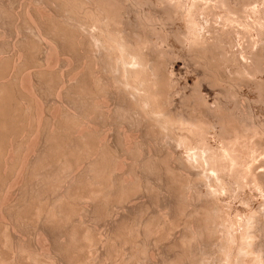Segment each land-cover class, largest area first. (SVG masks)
<instances>
[{
	"label": "bare ground",
	"instance_id": "1",
	"mask_svg": "<svg viewBox=\"0 0 264 264\" xmlns=\"http://www.w3.org/2000/svg\"><path fill=\"white\" fill-rule=\"evenodd\" d=\"M24 0H22V2H23ZM29 2V4H26V5H24L25 4V2ZM31 0H25V2H24V4H20V3H22V2H20L19 1V4H18V8H19V6H20V9H18L19 10V12H16L17 14L18 13H21L20 15L18 14H16L17 16H21V15H25L27 18H28V21H27V23H28V26H27V32H25V34L27 33L28 35H25L22 31V33H20L19 31H17V33L15 32V34H16V36H15V40H14V42H12L13 43V45H12V49H11V53L9 54V55H5L4 54V52L2 51V49L0 48V74H1V71L3 72L4 70H7L8 68L10 69V68H12V73H11V71H9L10 72V74H12L13 75V79L11 78V79H9V78H5L7 75L5 74V77L3 76L4 75V73L5 72H7V71H4L3 72V74H2V79H3V82H1L0 83V141L1 142H3V143H5L4 145H6V146H9L11 143H13V144H15L16 143V141H20L21 139V141L20 142H22L23 141V138H25L26 140H27V138H28V140L30 141H26L25 139V142L23 141V143H26L27 144V147L26 146H24V149L26 148V152H25V150H24V153H23V155H22V152L20 151V153L18 152L19 151V149L21 148H19L18 149V151H17V149H14V150H16V155L19 153V155H22L23 156V158L24 159H21V157L22 156H20V159H21V161L23 160V162L21 163V165H18V164H20V160L19 161H17V160H14L16 157H19L18 155L17 156H13V155H15V153L13 154L12 153V156H13V158L10 156V154H11V152H14V151H10V153L8 152L9 151V149L11 150V148H14L13 147V144H12V146L10 147H5L4 145H2V144H0V149L2 150V152H0V155L2 154L3 156H0V165H2L1 166V168L3 167L4 169H6V170H3V168H2V171H7L8 169V172H10V174L11 175H9V173L7 174V175H9V177L12 179V175L14 174V175H16V177H17V179H18V181L20 180V179H22L23 177H19V175L20 176H23V174L25 173V172H33L34 173V170L37 172L38 170H36V169H38V167L39 168H41L42 166V163L41 162H43V165H44V167L43 168H46L48 165H50L51 163H49V164H47L48 163V161H47V154L49 153V151L50 152H53L54 153V157L56 156V155H58V153L56 152L57 150H58V148L56 147L57 146V142L56 143H54L55 141H53V143L54 144H56V150L54 151L53 149L55 148H52V149H49V148H51L54 144H52V146L51 147H49L48 149H49V151L47 152V150H45L46 152H47V154H46V157H45V159H46V161H43V159H42V161L41 162H37L38 163V165L39 164H41L40 166H37V163H35L34 164V162H35V160H34V162L32 161L31 162V164H32V166L30 167V168H26L28 165L30 166V164H27L26 162L28 161V159H29V157H30V159H31V157H32V153L35 151V153L34 154H36V152L38 151V149L37 150H35L34 148H37L36 146H35V144H36V142H37V140H39V141H41L39 138V133L38 132H40L39 131V129L41 130V128H37L38 130V132H36V134L35 133H33L32 131L33 130H35V128L33 127V126H35L36 124H37V126H39V123H40V120H41V118H42V116L41 115H43L42 114V112L38 109V111H40V113H41V115H40V113L37 115V112H35V111H33V114L35 115V117H31L30 115V118H32L31 120H32V122H33V120H35L36 119V117H37V119H36V124L34 123L32 126H31V130H30V135L28 134V132H27V138L26 137H24V135H22L23 133H19V131H21L22 130V132H24L26 129H27V125L28 124H32V122H27V121H25V119H26V115L24 116V120H23V117H20V116H22V115H19V114H17L19 117H20V119H21V121H24L25 123V125L21 122V121H19L17 118L15 119V116L16 117H18L15 113H17L18 111H20V110H18V111H16V108H14L13 107V110L11 111L12 112V114H15V115H12L11 114V112H10V114H6V113H9V111H10V108H11V104L10 103H14V101H12V100H9V102H7L8 101V97H9V95L10 94H12V95H10V97H12L14 94H16L17 93V91H16V93H14L13 91H15V90H12V89H14V88H16V89H20V90H18V94L20 93V94H25L26 96L28 95L29 97L30 96H32V95H30V91L28 90V85H26V84H24V82L21 80V78H22V75H21V71H26V69H27V72L31 69V72L33 73H31L30 71V74L28 73V75L30 76L31 74H32V76H30V77H33V75L36 77L37 75L39 76H41L42 77V79H44L45 77V73L47 74V72H48V70L49 69H52V68H54V67H56L57 68V66L59 67L60 66V68L62 67V68H68V69H70L71 70V68H70V66L71 65H73V64H76V65H78V67H79V65L81 66V65H83V66H87L86 68H88V67H93V68H95L98 72L97 73H99V71L100 72H102V69H107V70H109V72L110 73H112L113 75L112 76H110L109 75V77H106L107 75V73L105 72V70L103 71V72H105L106 74V76L104 75V78H103V75L102 76H100V77H102V78H97L96 79V77H95V79L97 80V82L99 81V82H101L102 81V83L105 85V87L107 88V89H110V90H112L113 91V95H116V96H118L119 95V97H120V95H122V97L124 98V99H126V100H128L130 103H131V106H128V107H134V111L135 110H137L138 111V113H141L143 116H144V118H147V120L149 119V121L152 123V125L153 126H155L156 128H158L159 130H160V132L162 133V132H164V134H165V132H166V134H167V132H174V131H176V130H181L183 133L182 134H180L179 136H177V135H175V136H172V137H170V138H172L174 141H175V143H176V145L178 144L179 146L180 145H182V146H184L185 147V149H186V152H187V154H184V155H186V156H180V157H176V162H178V163H180V167H182L181 169H180V171L179 170H177V169H174V168H168L167 170H169V173L171 174V176L170 177H173V176H179L178 178L176 177H174L175 178V180L176 181H178L179 180V178H180V176H183V179L185 178V181L186 180H188V181H186V188H187V190L186 191H188V190H190V189H192L191 191H193V187L191 188V185L189 184V182L191 183L192 181H191V179L193 178V182H194V180L197 182V181H200L201 183H204V185L206 186V188H207V193L205 194V196H209L210 198H212L214 201L212 202L211 200L212 199H210V201L211 202H200L199 203V205H197V207L196 206H193L192 205V210L188 213L189 215L187 216V214H186V217L185 218H183V219H185L183 222H184V230H185V233L184 234H182V236L180 237L181 239H182V243L183 244H185V243H187V244H194V245H197V246H199V244H200V242L202 241V240H205L204 238H208V240H212L213 241V243L215 242V246L217 247L218 246V250H219V252H218V254H219V258L216 256V255H213V257L214 256H216V258H218V259H220V260H218V262L220 263V261H221V264H263L264 263V250H263V242L261 241V238L260 237H262V236H260V233H264V230H263V223H259V222H262V221H260L261 219H259V218H262L261 216H262V213H261V211H260V214H258V211L256 212L255 210L254 211H252L246 218L245 217H243L244 219H246L245 221H241V220H243L242 218H238V219H236V216H238V215H236L235 217H233V215L232 216H230V212L228 213V210H226L227 208H224L221 204H219L220 202H218L217 200L219 199L218 198V196L220 197V195H221V197H222V194H224V195H231V197H232V194L233 193H236L237 192V190H241L242 188H244V187H246V186H248L249 187V185H250V187L252 186L253 188L255 187V189H258V190H260L261 192H264L263 190H264V173H260V171L259 170H261V169H259V167H261V166H259V164L260 163H258L257 165L258 166H256V161H258V159H260L261 157V155L263 156L261 159L263 160V158H264V148L263 147H261V145L263 144V142L262 141H259L258 139H256L257 137H260V135L262 136L261 137V139L262 138H264V131H260L259 132V130H258V128H256V126H254L253 125V128H252V130L249 128V124L248 125H246V124H244V123H242V125H241V129H240V127L238 128V129H240L241 130V132L239 133L238 131V129H236L235 131L238 133V135H236L237 133H235V131H234V133H233V126H234V123H232V133H233V138L231 137V139L228 137V141L226 142V140L223 138H221V135H222V132H224V131H226L227 129H224V128H226L227 127V125L229 126V124H228V121H227V118H225L222 114H221V112H220V115L218 114V116L215 118V119H217V120H215L216 121V125H215V123L214 124H211L212 122H209V120L208 119H206L207 117V115L205 116V115H201V116H199L198 118H191V116L190 117H188L187 119L186 118H184V116L182 117V116H179V115H177L176 114V112L174 111H172V109H170L169 107V104H170V101H171V98L170 97H172L171 96V87L167 84V82L164 80V75H161L160 74V72H159V64H160V59H159V57L160 56H155L154 55V57L152 56V58L150 57V52L149 51H154V50H156L155 49V47H156V45H157V43L155 42L154 43V41L152 42V40L149 38V37H147L145 34H144V32L143 31H141V29H144L145 27H146V25L148 24V27L150 28V32H151V34H152V36L153 35H160L161 34V31H160V28L159 27H161L160 25L162 24L161 23V21H160V25H159V23H158V20H157V18H154V17H152V16H149L148 18H144V14H143V10L142 9H136V11H135V17H134V19H136V24L134 25V27H131L130 28V25L132 24V22H130L128 19H127V17H126V12L128 11L127 9H128V7L130 6V2H136V5L137 6H140L141 7V5H143V3H151L152 1H150V0H87V2H86V10H84L86 13H87V15L89 14V15H91V18L89 19V18H81V19H77V20H74V22H72V20L74 19L73 17V19L72 18H68L69 16H67V18H68V21H67V23L66 24H64L63 25V23L64 22H66V21H63V23H62V21H61V25H54V17H56V19H58L57 18V15L59 14H57V13H55L56 11H51V9L50 10H48V12H49V15H48V18L50 19V18H53V19H51V20H53V22H52V25H50L51 24V21H50V24H49V26H51L50 27V29L52 28V32H49V33H45V32H43L42 30H44V29H41L40 27H39V25H40V23L38 22H36V20L35 19H37L36 17H35V19H33L31 16H36L35 15V13L33 12V9H31V7H30V3L31 2H33V1H31ZM55 1V0H54ZM54 1H52V2H54ZM70 1V0H69ZM75 1V0H74ZM73 1V2H74ZM154 1V0H153ZM156 1V0H155ZM164 1V0H163ZM246 1V0H245ZM26 2V3H27ZM83 3H84V0L82 1ZM166 2H167V9H169L171 12H173V11H175L176 13H178L179 12V14H180V17L184 20V22H185V29L183 30V31H181V33L179 32V28L177 29L178 30V34H181L180 36V39L182 40V41H184V43H186L187 41H188V44H189V46H190V44L191 45H196V46H198L200 49H199V52L201 51L202 52V54H204V55H208V53H209V55H210V53L211 54H213L214 56H211L212 57V61H214L213 60V57L217 60L218 58L219 59H221L220 58V56H224V57H226L227 58V61H230V62H232L235 66H236V68H234V69H236L235 71L237 72V73H235V75L236 74H238L239 72H240V74L241 73H243V75H246V76H248V77H251V76H256V75H254V74H257V72H259V70H261L260 69V67H261V64H262V56H264L263 54V51H264V0H252V1H250V2H247V3H243V5L241 4V9H240V7L238 8L239 9V12L241 13V15H238L237 16V14H238V11H237V8H236V2H234V1H232V2H228V0H166ZM165 2V3H166ZM153 4H155L154 2H152ZM159 3V2H158ZM163 3V2H162ZM52 4V3H51ZM67 4H69V3H67V1L66 2H63V1H59L58 2V0H57V3H56V5H58L59 7L58 8H60L61 9V12H62V10H64V9H62L64 6H66ZM71 4V3H70ZM74 4H76V2L74 3ZM73 3H72V5H74ZM80 4L82 5V3H81V1H80ZM133 4V3H132ZM24 5V6H23ZM49 5V4H48ZM56 5L54 4V7H56ZM78 5H79V1H78ZM164 5V4H163ZM162 4H161V6H163ZM37 6V5H36ZM35 6V7H36ZM83 6V5H82ZM84 6H85V4H84ZM147 6V5H146ZM213 6V8H218V7H220V10L222 11V9H224L225 10V12L223 13L224 15H220L218 12H217V14H215L214 16H212L213 17V19H211L210 17H209V15H208V11H210L209 10V8H211ZM239 6H240V4H239ZM33 7V6H32ZM49 7V6H48ZM76 7V6H75ZM134 7H135V5H134ZM139 7V8H140ZM5 8V7H4ZM69 8H71V7H69ZM80 8V7H79ZM130 8H131V10H132V7L130 6ZM155 8H156V6H155ZM159 8V7H158ZM222 8V9H221ZM15 9V8H14ZM32 11H31V10ZM36 10H37V8H35ZM41 9V8H40ZM44 9V8H43ZM53 10H54V8H52ZM56 9H57V7H56ZM59 9V10H60ZM17 9L15 10V11H18ZM45 10V9H44ZM43 10V11H44ZM70 10V9H69ZM76 10H77V8H76ZM130 10V11H131ZM133 10H135V9H133ZM132 10V11H133ZM148 10V9H147ZM150 10V9H149ZM152 10V9H151ZM214 10V9H213ZM216 10V9H215ZM215 10H214V12H215ZM220 10H218V11H220ZM2 11H3V9H2ZM11 11H13V10H11ZM14 11V12H15ZM35 11V10H34ZM51 11V12H50ZM83 11V10H82ZM132 11H131V13H132ZM10 12V11H9ZM8 12V13H9ZM64 12V11H63ZM66 12V11H65ZM129 12V11H128ZM127 12V13H128ZM159 12V11H158ZM12 13V12H11ZM10 13V14H11ZM42 13V12H41ZM40 13V14H41ZM160 13V12H159ZM174 13V12H173ZM176 13H174V14H176ZM210 13H212V12H210ZM239 13V14H240ZM4 14V13H3ZM37 14V13H36ZM44 14V13H43ZM48 14V13H47ZM57 14V15H56ZM130 14V13H129ZM133 14V13H132ZM131 14V15H132ZM163 14H164V12H163ZM172 14V13H171ZM178 14V15H179ZM60 15V14H59ZM67 15V14H66ZM72 15V14H71ZM128 15V14H127ZM130 15V16H131ZM151 15H152V13H151ZM165 15V14H164ZM173 15V14H172ZM7 16V15H6ZM16 16V17H17ZM45 16V15H44ZM74 16V15H73ZM77 16V15H76ZM85 16V15H84ZM147 16V15H146ZM170 16V15H169ZM176 16V15H175ZM8 17V16H7ZM10 17V16H9ZM13 17V16H12ZM22 17V16H21ZM2 18V17H1ZM14 18V17H13ZM25 18V17H24ZM77 18H78V16H77ZM129 18V17H128ZM131 18V17H130ZM142 18V19H141ZM159 19H160V17H158ZM179 18V17H178ZM18 19H19V17H18ZM18 19L16 20V21H18ZM39 19V18H38ZM40 19H42V18H40ZM47 19V18H46ZM76 19V18H75ZM9 20V19H8ZM11 20V19H10ZM48 20V19H47ZM71 20V21H70ZM175 19L173 18V21H174ZM183 20H182V22H183ZM2 21V20H1ZM38 21V20H37ZM41 21V20H40ZM46 20H44V22H45ZM134 21V20H133ZM180 21V20H179ZM212 21H214V23L212 22ZM15 22V21H14ZM43 22V21H42ZM58 22V21H57ZM57 22H55V24L57 23ZM60 22V21H59ZM183 22V23H184ZM6 23V22H5ZM12 23V22H11ZM10 23V24H11ZM22 23H26V22H22ZM46 23H47V21H46ZM45 23V24H46ZM133 23H135V22H133ZM168 22H166V24L165 25H168L167 24ZM173 23H175L176 24V22H173ZM14 24V23H13ZM19 24V23H18ZM18 24H17V26H18ZM38 24V25H37ZM45 24H44V26H45ZM58 24V23H57ZM60 24V23H59ZM174 24V25H175ZM1 25V24H0ZM26 25V24H25ZM169 25H170V23H169ZM14 26V25H13ZM24 26V25H23ZM47 26V25H46ZM172 26V25H171ZM5 27V26H4ZM16 27V26H15ZM42 27H43V25H42ZM175 27H176V25H175ZM12 29H13V27H11ZM23 28V27H22ZM162 28V27H161ZM171 28H173V27H171ZM3 29V28H2ZM16 29H17V27H16ZM46 29V28H45ZM165 30H166V28H164ZM163 28H162V30H164ZM169 29H170V27H169ZM169 29H167V30H169ZM176 29H174V31L176 30ZM15 30V29H14ZM44 31H46V30H44ZM173 31V30H172ZM167 32V31H166ZM162 33H164V32H162ZM176 33V32H175ZM174 32H173V34H175ZM1 34V33H0ZM2 34H3V32H2ZM2 34L0 35V36H2ZM172 34V33H171ZM172 34V35H173ZM254 35H256L255 37L256 38H253V36ZM161 36V35H160ZM166 36V35H165ZM168 36V35H167ZM171 36V35H170ZM174 36V35H173ZM171 37L172 39L174 38V37ZM176 36V35H175ZM178 36V35H177ZM176 36V37H177ZM239 36H241V37H243V38H247V40H245V48L243 47V45H242V47L240 48V47H238V48H240V50L238 49H236L235 50V47L236 46H238V44H237V41H238V37ZM3 37L4 36H2V37H0V40H1V38L3 39ZM169 37V36H168ZM240 37V38H241ZM155 38V37H154ZM179 38V37H178ZM178 38H177V40H178ZM11 39V38H10ZM174 39H176V38H174ZM169 40V39H168ZM171 40V39H170ZM180 40V41H181ZM11 41V40H10ZM162 41V40H161ZM161 41H159V42H161ZM173 41V40H172ZM179 40L177 41L178 43L180 42ZM37 42V43H36ZM171 42V41H170ZM242 42H243V40H242ZM4 43V42H3ZM38 44L37 46H36V44ZM167 43V42H166ZM172 43V42H171ZM175 43H176V41H175ZM6 44V43H5ZM10 44H11V42H10ZM156 44V45H155ZM162 44H164V43H162ZM181 44H182V42H181ZM237 44V45H236ZM8 45V44H7ZM7 45H6V47H7ZM184 45V44H183ZM10 46V45H9ZM35 46V47H34ZM38 46H40V50H38ZM68 46V47H67ZM164 46H165V44H164ZM189 46H187L186 47V49H189L188 47ZM5 47V48H6ZM71 48V51L72 50H74V52L76 51V52H78L80 55H79V57H76V59H75V57H74V59H72V57L71 58H69L68 57V55H67V57L65 58V56L64 57H61L60 58V56H58L59 54H57L58 52L60 53V51L61 52H63L62 50H64L65 51V48H66V50H67V48L69 49V50H67V51H69L71 54H72V52L70 51V48ZM161 47H163V46H161ZM167 47H168V44H167ZM171 47L172 48H174V46H172L171 45ZM179 47H181V46H179ZM183 47V46H182ZM193 47V46H192ZM220 47V48H219ZM8 48V47H7ZM6 48V49H7ZM156 48H158V46L156 47ZM165 48V47H164ZM195 48H197V47H195ZM194 48V49H195ZM245 50H244V49ZM35 49H37L38 50V52H37V54L36 55H34L33 53H36V52H34V51H36ZM169 49H170V47H169ZM168 49V50H169ZM198 49V48H197ZM9 50V49H8ZM252 50V51H251ZM33 51V53H31ZM157 51V50H156ZM6 52V51H5ZM66 52V51H65ZM75 52V53H76ZM193 52V51H192ZM8 53H9V51H8ZM64 53V52H63ZM77 53V54H78ZM159 53V52H158ZM174 53V52H173ZM188 53H190V52H188ZM33 54V55H32ZM171 54V53H170ZM200 54V53H199ZM62 55H64V54H62ZM61 55V56H62ZM66 55V54H65ZM172 55V54H171ZM175 55V54H174ZM177 55V54H176ZM208 55V56H209ZM71 56H73V55H71ZM194 56V55H193ZM192 56V57H193ZM207 56V57H208ZM216 56L218 57V58H216ZM246 56H248V59H250V62H244V59H245V57ZM184 57H186V56H184ZM188 57V56H187ZM201 57V56H200ZM203 57V56H202ZM223 57V58H224ZM173 58V57H172ZM175 58V57H174ZM199 58V57H198ZM205 58H206V56H205ZM210 58V57H209ZM225 58V59H226ZM186 59V58H185ZM211 59V58H210ZM247 59V58H246ZM245 59V61H247ZM263 59H264V57H263ZM181 60V59H180ZM183 60H184V58H183ZM215 60V61H216ZM191 61V60H190ZM202 61H203V59H202ZM213 62V63H216V62ZM220 61V60H219ZM221 61H222V59H221ZM208 62V61H207ZM204 63V62H203ZM210 63V62H209ZM217 63H219V62H217ZM223 63V62H222ZM196 64V63H195ZM199 64V63H198ZM205 64V63H204ZM207 64V63H206ZM205 64V65H206ZM229 64V63H228ZM208 65V64H207ZM220 65H222V64H220ZM224 65H227V63L225 62V64ZM262 65H264V64H262ZM83 66H81L80 68H83ZM194 66V65H193ZM197 66V65H196ZM223 67V66H222ZM226 67V66H225ZM224 67V68H225ZM6 68V69H5ZM21 68V69H20ZM26 68V69H25ZM55 68V69H56ZM77 68V67H76ZM85 68V67H84ZM83 68V69H84ZM85 68V69H86ZM195 68V67H194ZM197 68V67H196ZM264 68V67H263ZM262 68V69H263ZM4 69V70H3ZM16 69H19L20 70V73H14L13 74V72L14 71H16ZM24 69V70H23ZM59 69V68H58ZM72 69H73V67H72ZM79 69V68H78ZM83 69H82V72H83ZM90 69V68H89ZM92 69V68H91ZM94 69V70H95ZM228 69V68H227ZM231 69V68H230ZM44 70H45V72H44ZM46 70H47V72H46ZM63 70V69H62ZM70 70H69V72H70ZM81 69H79V71H80ZM93 70V69H92ZM92 70H90L91 72H92ZM93 70V71H94ZM106 70V71H107ZM213 70V69H212ZM222 70V69H221ZM24 71V72H25ZM53 71V70H52ZM55 71V70H54ZM57 71V70H56ZM64 71V70H63ZM73 71H75V70H73ZM87 71V70H86ZM90 71H89V73H90ZM203 71V70H202ZM230 71H232V70H230ZM18 72V71H17ZM26 72V73H27ZM59 72V71H58ZM58 72H56V73H58ZM66 72V71H65ZM64 72V73H65ZM68 72V73H69ZM78 71H76V73H77ZM171 72V71H170ZM234 72V71H233ZM233 72H232V74H233ZM23 73V72H22ZM26 73H24V74H26ZM52 73V72H51ZM54 73V72H53ZM86 73H88V72H86ZM93 73H96V71L95 72H93ZM205 73V72H204ZM212 73V72H211ZM210 73V74H211ZM220 73V72H219ZM228 73V72H227ZM10 74L8 75V76H10ZM16 74H17V77L16 78H19L20 76L19 75H21V78H20V82H16V81H18L16 78H15V76H16ZM23 74V75H24ZM50 74V73H49ZM61 74V73H60ZM59 74V75H60ZM62 74H63V72H62ZM75 73L73 72V76H75L74 75ZM83 74V73H82ZM100 74V73H99ZM102 74V73H101ZM191 74V73H190ZM216 74V73H215ZM228 74H230V73H228ZM239 74V75H240ZM11 75V76H12ZM42 75H44V76H42ZM80 75V74H79ZM86 75V74H85ZM88 75V74H87ZM94 75H96V74H94ZM7 76V77H8ZM19 76V77H18ZM39 76V77H40ZM49 76V75H48ZM64 76V75H63ZM66 76V75H65ZM76 76H77V74H76ZM75 76V77H76ZM81 76H83V75H81ZM97 77H98V74L96 75ZM233 76V75H232ZM232 76H230V77H232ZM238 76V75H237ZM236 76V77H237ZM1 77V76H0ZM34 77V78H35ZM62 77V75L60 76V78ZM68 77V76H67ZM72 77V76H71ZM85 77V76H84ZM90 77V76H89ZM88 77V78H89ZM91 77H92V73H91ZM174 77V76H173ZM207 77V76H206ZM211 77V76H210ZM214 77V76H213ZM221 77V76H220ZM235 77V76H234ZM243 77V76H242ZM15 78V79H14ZM28 78V77H27ZM52 78H53V76H52ZM63 78V77H62ZM68 78H70V75H69V77ZM76 78H78V77H76ZM87 78V79H88ZM93 78H94V76H93ZM202 78V77H201ZM217 78V77H216ZM4 79H6V81H8V83L7 82H5V80ZM30 79V78H29ZM28 79V80H29ZM32 79V78H31ZM31 79H30V82H27V84H29V83H32L31 82ZM41 79V78H40ZM46 79H48V80H46ZM64 79V78H63ZM92 79V78H91ZM199 79V78H198ZM203 79V78H202ZM212 79V78H211ZM224 79V78H223ZM244 79H246V78H244ZM252 79H253V77H252ZM9 80H11V81H9ZM14 80H16V81H14ZM25 80V79H24ZM27 80V81H28ZM34 80V79H33ZM45 80L46 81H49V78L47 77V78H45ZM52 80V79H51ZM59 80V79H58ZM62 79H60L59 81H61ZM64 80H66V79H64ZM78 81V79H75V81ZM79 80H80V78H79ZM104 80V81H103ZM225 80H227V79H225ZM234 80V79H233ZM232 80V81H233ZM255 80V79H254ZM0 81H1V79H0ZM54 81V80H53ZM53 81H51V83L53 82ZM68 80H66V82H67ZM81 81H82V83H80L81 84V86H82V88H81V90H80V92H78V93H81L80 94V97H82L81 99L84 101V104L87 106L90 102H94L95 101V99H99V98H97V95L100 93V90L101 89H99V93H98V88H96V87H94L93 86V84L92 83H90V82H88L87 80H82L81 79ZM94 81V79L92 80V82ZM199 81V80H198ZM231 81V82H232ZM41 82V81H40ZM43 82V81H42ZM45 82V81H44ZM64 82V81H63ZM70 82V81H69ZM71 82L73 83L74 81H72L71 80ZM97 82H93L94 84H96ZM98 82V83H99ZM169 82V81H168ZM209 82V81H208ZM211 82V81H210ZM226 82V81H225ZM10 83V84H9ZM16 83V84H15ZM20 83V87L18 88V87H14V85L16 86H18V84ZM35 83V82H34ZM33 83V84H34ZM38 83V82H37ZM61 83V82H60ZM72 83H71V85H72ZM77 83V82H76ZM96 84V85H98V86H100L99 84H101V83H99V84ZM173 83H175V82H173ZM202 83V82H201ZM234 83V82H233ZM232 83V84H233ZM14 84V85H13ZM46 84H48V82H46ZM53 84V83H52ZM55 84V83H54ZM59 84V83H58ZM62 84H65V83H62ZM92 84V85H91ZM196 84V83H195ZM200 84V83H199ZM228 84H229V82H228ZM11 85V86H13L12 88H10L9 90H10V92L11 93H9V91L7 90V88L9 87V86ZM37 85V84H36ZM49 85H51L50 84V82H49ZM70 85V84H69ZM68 85V86H69ZM95 85V86H96ZM104 85H102V86H100V87H102V90H104L103 89V87H104ZM198 85V84H197ZM214 85V84H213ZM8 86V87H7ZM10 86V87H11ZM27 86V87H26ZM32 86V85H31ZM38 86V85H37ZM40 87H41V85H39ZM52 86V85H51ZM60 86V85H59ZM78 86V85H77ZM93 86V87H92ZM183 86H185V85H183ZM196 86V85H195ZM202 86V85H201ZM218 86V85H217ZM43 87V86H42ZM41 87V88H42ZM49 87V86H48ZM63 87H65V86H63ZM75 87V86H74ZM104 87V88H105ZM199 87V86H198ZM209 87V86H208ZM223 87V86H222ZM32 88V87H31ZM44 88H46V87H44ZM43 88V89H44ZM58 88V87H57ZM68 88V87H67ZM76 88V87H75ZM78 88V87H77ZM171 88V89H170ZM184 88V87H183ZM189 88V87H188ZM202 88V87H201ZM59 89H60V87H59ZM69 89V88H68ZM68 89H66V90H68ZM186 89V88H185ZM200 89V88H199ZM211 89V88H210ZM217 89V88H216ZM32 90H33V88H32ZM35 90V89H34ZM52 90V89H51ZM51 90H50V92H51ZM74 90V89H73ZM109 90V91H110ZM190 90V89H189ZM223 90V89H222ZM8 91V92H7ZM20 91V92H19ZM36 91V90H35ZM42 90H40V92H41ZM46 91V90H45ZM54 91V90H53ZM52 91V92H53ZM59 91V90H58ZM64 91V90H63ZM76 91H78V90H76ZM194 91V90H193ZM197 91V90H196ZM5 92V93H4ZM14 94H13V93ZM32 92H34V91H32ZM31 92V93H32ZM51 92V93H52ZM69 91H66V93H68ZM111 92V91H110ZM109 92V93H110ZM178 92V91H177ZM8 93V94H7ZM43 93V92H42ZM60 93V92H59ZM64 93V92H63ZM62 93V94H63ZM101 93H103V92H101ZM101 93L99 94V95H101ZM219 93V92H218ZM6 94V95H5ZM17 94V95H18ZM19 94V95H20ZM37 94H38V92H37ZM47 94V93H46ZM74 94V92L72 93V91H71V95H73ZM200 94V93H199ZM202 94V93H201ZM4 95V96H3ZM18 95V96H19ZM25 95H23V98L22 97H20V100L21 99H23L24 101L26 100L25 98H27ZM42 95V97H43V94H41ZM40 95V96H41ZM103 95H105V94H102V96ZM173 95V94H172ZM191 95V94H190ZM5 96H7V98H2V97H5ZM18 96H16L17 98H19ZM34 96V95H33ZM54 96V95H53ZM58 96H59V94H58ZM58 96H55V97H57L58 98ZM62 96H64V95H62ZM61 96V97H62ZM184 96V95H183ZM264 96V95H263ZM28 97V98H29ZM36 97H38V96H36ZM76 97V96H75ZM104 97V96H103ZM106 97H107V94H106ZM216 97V96H215ZM27 98V99H28ZM35 98V97H34ZM76 98H78V97H76ZM75 98V99H76ZM111 98V97H110ZM117 98V97H116ZM2 99V100H1ZM11 99V98H10ZM32 99V98H31ZM31 99H29L30 101H31ZM38 99H39V101H40V98L38 97ZM46 99V98H45ZM54 99V98H53ZM56 99V98H55ZM62 99V98H61ZM71 99V98H70ZM101 99H103V98H101ZM101 99H99V101H103V100H101ZM106 99V98H105ZM182 99V98H181ZM192 99V98H191ZM203 99H205V98H203ZM15 101H17V102H15L14 104L16 105V106H19V103L18 102H22V101H20V100H16V98L14 99ZM50 100V99H49ZM77 100V99H76ZM82 100L79 102V103H82ZM107 100H108V98H107ZM112 100V99H111ZM111 100H110V103H112L111 102ZM120 99L118 98V101H119ZM184 100V99H183ZM186 100V99H185ZM208 100V99H207ZM206 100V101H207ZM6 103H4V102ZM11 101V102H10ZM23 101V102H24ZM34 101V100H33ZM55 101V100H54ZM54 101H52V102H54ZM57 101V100H56ZM109 101V100H108ZM218 101V100H217ZM29 102V101H28ZM58 102V101H57ZM67 102V101H66ZM66 102H65V104H66ZM73 102H74V98H73ZM104 103H105V101H103ZM125 102V101H124ZM172 102V101H171ZM183 102V101H182ZM10 105H9V104ZM18 105H17V104ZM31 103H32V101H31ZM30 103V104H31ZM36 103V102H35ZM42 103V102H41ZM41 103H40V105H41ZM55 103V102H54ZM62 104L64 103V102H61ZM71 103V102H70ZM77 103V102H76ZM95 103H97V102H94V105L92 104V103H90L89 104V106H93V111H94V106H95V108H98V107H96L97 106V104H95ZM109 103V104H110ZM117 103H119V102H117ZM122 103V102H121ZM188 103V102H187ZM204 103V102H203ZM202 103V104H203ZM218 103V102H217ZM216 103V104H217ZM3 104V105H2ZM4 104H5V107H7V109L8 110H6V108H4L3 106H4ZM23 104V103H22ZM26 104H28L27 103V100H26ZM29 104V105H30ZM47 104V103H46ZM49 104V103H48ZM52 103H50V105H51ZM59 105H60V101H59V103H58ZM83 103L81 104V105H84ZM100 105H101V103H99ZM7 105H9V106H7ZM57 105V104H56ZM64 105V104H63ZM63 105H62V107H63ZM68 105V104H67ZM105 105V104H104ZM113 105V104H112ZM125 105V104H124ZM127 105H128V103H127ZM172 105H174V103L172 104ZM205 105H210V104H207V103H205L204 104V106ZM24 106V105H23ZM33 106H35L34 104H33ZM49 106V105H48ZM55 106V105H54ZM53 106V108H56L57 106H55L54 107ZM72 106H73V104H72ZM74 106H75V108H76V104H74ZM103 106V105H102ZM101 106V107H102ZM111 106V105H110ZM116 106V105H115ZM119 106H120V104H119ZM185 106V105H184ZM216 106V105H215ZM218 106V105H217ZM9 107V108H8ZM20 107V106H19ZM22 107V106H21ZM25 107V106H24ZM39 108L38 106H35L34 108L32 107V110H35V108ZM44 107V106H43ZM43 107H40V108H42V110H43ZM45 107H46V105H45ZM50 107V106H49ZM59 107V106H58ZM57 107V108H58ZM61 107V108H62ZM69 107H70V105H69ZM77 107H78V105H77ZM88 107V106H87ZM100 107V106H99ZM105 107V106H104ZM107 107L108 106H106L105 108L107 109ZM114 107V106H113ZM124 107V106H123ZM202 107V106H201ZM211 107H212V105H211ZM220 108H221V105L219 106ZM219 107H218V109H219ZM36 108V109H37ZM50 108H52V107H50ZM57 108L54 110V111H52V115H49L50 117H48V119L49 120H51V122H53L54 120H56V116L59 114V111L57 110ZM65 110L64 111H66V109H67V112L69 113V114H71L74 118H76L77 117V115H76V111L74 110L75 108H73L72 107V111H71V109H69L68 107L67 108H65V107H63ZM62 108V109H63ZM81 108V107H80ZM83 108H85L84 106H83ZM92 107H90V109H91ZM117 108V107H116ZM183 108V107H182ZM181 108V109H182ZM209 108V107H208ZM5 109V110H4ZM15 109V110H14ZM19 109V108H18ZM21 110H23V108H20ZM25 109V108H24ZM29 109H30V107H29ZM48 109V108H47ZM61 109V110H62ZM77 109V108H76ZM82 109V108H81ZM86 109V108H85ZM84 109V110H85ZM89 109V108H88ZM90 109H89V111H90ZM101 109L102 108H99V110L101 111ZM109 109H111V107H109ZM118 109V108H117ZM123 109H125V107L123 108ZM193 109H194V107H193ZM32 110H31V112H32ZM44 110H46V109H44ZM50 110V109H49ZM83 110V109H82ZM84 110H83V112H84ZM92 110V109H91ZM98 110V109H97ZM114 110V109H113ZM131 111V110H133V109H128L127 111ZM177 110V109H176ZM179 110V109H178ZM216 110L217 109H215L214 111L216 112ZM222 110V109H221ZM220 110V111H221ZM15 111V112H14ZM47 111V110H46ZM56 111H58L57 112V114L55 113ZM75 111V112H74ZM87 111L88 110H86V112L85 113H87ZM95 111H96V109H95ZM99 111V112H100ZM110 111V110H109ZM119 111V110H118ZM134 111H132V112H134ZM136 111V112H137ZM193 111V110H192ZM194 111H196V110H194ZM203 111V110H202ZM211 111V110H210ZM213 110H212V112H214ZM219 111V110H218ZM217 111V112H218ZM25 112H26V110H25ZM25 112L23 111H21V113H24L25 114ZM45 112V111H44ZM51 112V111H50ZM49 112V113H50ZM63 112V111H62ZM78 112L80 113V111L78 110ZM82 112V113H83ZM98 112V113H99ZM102 112H104V111H102ZM107 112L108 111H106V114H107ZM113 111H111V113H112ZM207 112V111H206ZM215 112L213 113V114H215ZM20 113V114H21ZM27 113V112H26ZM55 113V114H54ZM63 113H65V112H63ZM62 113V115H64ZM94 113V112H93ZM97 113V112H96ZM109 113V112H108ZM119 113H124L123 111L122 112H120L119 111ZM125 113L127 114L128 112H126V109H125ZM130 113V112H129ZM128 113V114H129ZM135 113V112H134ZM138 113H136L137 115V118H138ZM185 113V112H184ZM195 113V112H194ZM193 113V114H194ZM200 113V112H199ZM211 113V112H210ZM219 113V112H218ZM88 114V117L90 116L91 117V115L89 114V113H87ZM105 114V113H104ZM115 114V113H114ZM118 114V113H117ZM12 115L13 117H14V119H15V121L13 120V118H8V117H10V116ZM45 115V114H44ZM80 115H81V113H80ZM84 115V114H83ZM94 115V114H93ZM92 115V117H96L95 115L93 116ZM97 115V114H96ZM102 115V114H101ZM108 115V114H107ZM120 115V114H119ZM122 116H124V114H121ZM132 115V114H131ZM134 115V114H133ZM142 115H140L141 117H142ZM199 115V114H198ZM212 115V114H211ZM216 115H217V113H216ZM215 115V116H216ZM225 115V114H224ZM28 116V115H27ZM47 116V115H46ZM45 116V117H46ZM67 116H68V114H67ZM67 116H65L64 115V117H67ZM113 117V115H110V117ZM115 116V115H114ZM135 115H134V117H136ZM139 116V117H140ZM226 116V115H225ZM4 117V118H3ZM18 117V118H19ZM59 117V116H58ZM64 117H63V119H64ZM73 117H72V119H73ZM83 117H85V115L83 116ZM83 117L81 118L82 120H83ZM87 117V116H86ZM87 117V119H89ZM92 117H91V119H92ZM101 117V116H100ZM107 117H109V115L107 116ZM116 117V116H115ZM121 117V116H120ZM126 117V116H125ZM125 117H123L124 119H125ZM128 117H130V116H128ZM131 117H133V116H131ZM71 118V117H70ZM69 117H68V120L69 121H73V123L75 122V120H71ZM77 118H79L80 119V116L79 117H77ZM76 118V119H77ZM117 118V117H116ZM136 118V119H137ZM28 119V118H27ZM26 119V120H27ZM45 119V118H44ZM58 119V118H57ZM60 119V118H59ZM62 119V118H61ZM61 119H60V121H61ZM79 119H77L78 120V122H80V120ZM84 119H86V118H84ZM98 119V118H97ZM97 119H95V120H97ZM102 119H103V117H102ZM112 119V118H111ZM110 119V120H111ZM119 119V118H118ZM128 119V118H127ZM126 119V120H127ZM132 119V118H131ZM145 120V119H143V118H140V120ZM226 119V120H225ZM231 119V118H230ZM17 120V121H16ZM65 120V119H64ZM77 120H76V122H77ZM81 120V121H82ZM90 120V119H89ZM99 120V119H98ZM108 120V119H107ZM106 120V121H107ZM117 120V119H116ZM125 120V121H126ZM140 120L138 121V122H140ZM214 120V119H213ZM42 121V120H41ZM44 121V120H43ZM57 122H58V120H56ZM59 121V122H60ZM83 121L85 122L84 124H83ZM82 121V123L79 125L78 124V122L76 123L77 125H78V127L80 126V128H78L77 127V125H76V127L79 129L78 131H77V129L75 130V129H73L72 131H77L76 132V136L75 137H70V138H72L73 140L75 139V141L77 142V145H75V141H73V143H74V145H72V147L70 146V144H69V146L71 147V149H69L68 147H67V141H66V143H65V141H63V143H65L64 144V146L66 145V147L68 148V151H62L61 152V149H60V153H59V155L57 156L58 157V160L56 161L57 162V164H58V166H56L55 165V160H56V158L55 159H53L54 160V162H53V160L51 161V160H49V162L51 161L53 164H54V167H55V170H56V173L57 172H63L64 170H68L69 172H70V176L73 174V171H74V173L75 174H78L79 173V170H77V171H75V170H73V167H75V165L77 164V163H75V165L74 166H72V167H70V168H72V170L71 169H67L69 166H70V163L72 162V161H81V160H79L80 159V154H81V156L83 155H85V156H88L89 157V159H88V157L86 158V159H88V160H82L80 163H83L82 165H84V162L85 161H88V163H87V165H85V167L84 166H80V165H78V168H79V166H80V168L81 167H83L81 170H82V172L81 173H83V174H80V175H82L81 177H79L77 180L75 179V175L72 177H70V178H72V180H70V183L68 184H66L65 186H64V184L66 183V180H65V183H63V181H64V179L62 180V179H60V178H57V177H59V176H61V175H63L62 173H49V175H48V173H47V171H44V174H45V176H46V173H47V177H49V181H46V182H48V183H45V184H51L50 186H54L53 184H56V181H59V180H53V181H51L50 180V175H52V176H56L55 178H57V179H60V180H62V186H64V187H62V188H65V189H63V190H65L64 192H55L56 194H57V196H59L58 195V193L59 194H61V193H64V194H62V195H60V196H62V197H58L57 199H58V201L57 202H55V204L54 205H51V207L50 208H48V209H50V210H48V212L50 213V214H53V219H55V218H59L60 217V214H58V213H62V211L61 210H65L66 209V207L69 209L70 207H72L73 209H74V207H73V205H71L70 203L74 200V199H71L70 200V198H74L75 197V199H81L82 200V198L84 197L85 199H88V201L86 200L85 201V199L84 200H82L83 202L85 201V202H90V200L91 201H93V202H99V201H103L102 203L104 204V202H105V204L106 203H108V202H110L111 201V199L114 197V196H116L115 195V193H114V189H120V187H118L119 186V183H114L115 181H117V180H113V182H112V175H114L115 173H116V171H118L119 172V175L121 176V175H123L124 176V178H123V181H122V179L120 180V181H122L123 182V190H124V187H126V188H129V184H130V180H128V179H125V177H127V176H125L124 175V172L126 171L127 172V170H125L124 168H125V166L126 165H128V162H127V156H125V159H123L122 161H125L126 160V162H127V164L125 165L122 161L120 162V159H119V163L118 164H116V165H118L117 166V169H114V167H112V159L114 158L115 159V157H113V156H115L116 155V152L117 153H119L118 151H117V149L120 147H117V149H115V154L113 153V150L114 149H111L110 147H109V145L107 144L108 142H110V141H106L108 138H106V133L109 135V133L108 132H111V131H109V129H107L106 130V128H105V130H106V133L105 134H102V133H104L105 132V130H103V131H101L102 133V135H103V137H101L102 139H101V141H104V139H106L105 140V143H104V145H108V146H105V147H102V146H104V145H102L101 146V144L100 145H96V143H95V145H94V139H95V134H96V132H98V131H96V130H94L93 129V124H89L88 123V120H83ZM86 121H87V123H86ZM91 121V120H90ZM92 121H93V119H92ZM102 121V120H101ZM105 121V123L104 124H106L107 122ZM115 121V120H114ZM113 121V122H114ZM118 121V120H117ZM123 121V120H122ZM129 121H131V120H128L127 122H129ZM137 121V120H136ZM148 121V122H149ZM225 121H227L226 123H227V125L225 124ZM245 121V120H244ZM19 122V123H22V125H24L23 126V128H19V129H17V130H19V131H16V128H18L17 126H20L21 124H19L18 123V125H16L17 123ZM46 122H47V120H46ZM45 122V123H46ZM50 122V121H49ZM49 122L47 123V124H49ZM50 122V123H51ZM59 122H58V125H61V124H59ZM61 122H63L64 123V121H61ZM66 123L68 122V121H65ZM96 122V121H95ZM137 122V123H138ZM242 122V121H241ZM14 123H16V124H14ZM44 123V122H43ZM45 123H44V126H45ZM62 123V124H63ZM70 122H68V124H69ZM99 123V122H98ZM97 123V124H98ZM120 123V122H119ZM130 123V122H129ZM132 123H133V121H132ZM131 123V124H132ZM142 123V122H141ZM140 123V124H141ZM144 123H146L145 121H144ZM144 123H142V124H144ZM229 123H231L230 121H229ZM46 124V125H47ZM52 124V123H51ZM54 124H55V122H54ZM54 124L52 125V126H54ZM100 124V123H99ZM114 124H116L115 122H114ZM11 125H15V127L14 126H11ZM21 125V126H22ZM40 125H41V123H40ZM43 125V124H42ZM56 126H57V124H55ZM67 125V124H66ZM73 125V124H72ZM75 125H74V127H75ZM102 125V124H101ZM108 125V124H107ZM124 125V124H123ZM150 125V127H151V124H149ZM226 125V126H225ZM25 126H26V129H24L25 128ZM37 126H35V127H37ZM50 126V124L48 125V127ZM52 126H51V129H53L52 128ZM95 126V125H94ZM112 125L110 124V127H111ZM116 126H117V124H116ZM139 126V125H138ZM144 126V125H143ZM148 126V125H147ZM215 126H217L218 128H219V131H216V130H214V135L218 138V139H220L219 140V142L220 143H218L217 145H211V143H209V140H208V133L211 131V127L213 128H215ZM231 126L229 127V129L231 128ZM237 126V125H236ZM8 127V128H7ZM12 127H14L15 128V130L12 128ZM32 127L34 128V129H32ZM47 126L45 127V129H46V131H47V128H48ZM61 127H64V125H61L60 126V129H61ZM68 127V126H67ZM104 127V126H103ZM102 127V128H103ZM109 127V126H108ZM107 127V128H108ZM113 127V126H112ZM111 127V128H112ZM133 127H134V123H133ZM145 127H146V125H145ZM149 127V128H150ZM11 128V129H10ZM121 128V127H120ZM139 127H137V129H138ZM147 128V127H146ZM156 128H154L155 130H156ZM4 129H7V132L9 131L10 132V130H12V131H15V132H13V135H10L11 137L12 136H14V138L15 139H13V137L12 138H10L11 139V141L13 140V142H10L8 145H7V143H6V141H10V140H7L8 139V136H9V134H12V131H11V133H3V132H6V130H4ZM9 129V130H8ZM24 129V130H23ZM29 129V128H28ZM43 129V128H42ZM45 129H44V131H45ZM58 129V128H57ZM59 129V130H60ZM62 129H68V128H62ZM69 129H72V127L71 128H69ZM151 129V131L149 130V132H152V134L155 132V135H156V131H154L153 132V130H152V127L150 128ZM216 129V128H215ZM223 129H224V131H223ZM250 129V130H249ZM260 129V128H259ZM264 129V128H263ZM49 130V129H48ZM55 130H56V127H55ZM124 130V129H123ZM183 130H185V133H184V131ZM3 131V132H2ZM51 131V130H50ZM61 131V130H60ZM58 132V131H56L58 134L60 133L62 136H63V134H62V132ZM62 131H64V130H62ZM70 131V130H69ZM100 131V130H99ZM108 131V132H107ZM115 131V130H114ZM121 131V130H120ZM125 131V130H124ZM127 131H128V129H127ZM126 131V132H127ZM132 131V130H131ZM144 131V130H143ZM146 131V130H145ZM213 131V130H212ZM228 131H230V130H228ZM227 131V132H228ZM17 132V134H15ZM32 132V133H31ZM35 132V131H34ZM56 132L54 133L55 134V136H56ZM67 132H68V130H67ZM66 132V130H65V132H63V133H67ZM117 132V131H116ZM125 132V133H126ZM157 132H158V130H157ZM180 132V131H179ZM226 132V133H227ZM53 132H51V134H52ZM99 133V132H98ZM112 133V132H111ZM114 133V132H113ZM125 133H123L125 136H123V134H122V136L124 137V138H126V140H127V137H128V135L129 134H125ZM148 133V132H147ZM211 133V132H210ZM20 136H23V138L21 137V139L19 140L18 139V137H20ZM33 134V135H32ZM50 134V133H49ZM53 134V135H54ZM59 134V135H60ZM117 134H119V132L117 133ZM121 134V133H120ZM176 134V133H175ZM234 134H235V136H234ZM6 135H8L7 137L4 136ZM16 135H18V137L16 136ZM40 135H42V132H41V134ZM44 135H45V133H44ZM43 135V136H44ZM47 135V134H46ZM61 135H60V137H61ZM65 135V134H64ZM68 135V134H67ZM73 135H74V133H73ZM102 135H99V136H102ZM104 135H106L105 137H104ZM137 135V134H136ZM146 135V134H145ZM150 135V134H149ZM148 134H147V136H149ZM158 136L160 135V134H157ZM174 135V134H173ZM224 135V134H223ZM39 138H38V137ZM52 136V135H51ZM55 136H53V137H55ZM66 136V135H65ZM98 136V135H97ZM117 136V135H116ZM116 136H115V138H116ZM121 136V135H120ZM134 135H133V133H132V135H131V137L129 136V139L131 138L132 139V137H133ZM153 136V135H152ZM157 136V137H158ZM161 136V135H160ZM164 136V135H163ZM166 136V135H165ZM171 136V135H170ZM212 136V135H211ZM17 137V138H16ZM45 137V136H44ZM48 137H50V136H46L45 138H48ZM69 136H67V137H65V138H67L66 140H68L69 138H68ZM108 137V136H107ZM135 137V136H134ZM141 137V136H140ZM162 137V136H161ZM160 137V138H161ZM213 137V136H212ZM1 138H7V139H5V140H2ZM43 138V137H42ZM41 138V139H42ZM44 138V139H45ZM59 137H57V139H58ZM64 140H65V138L64 137H62ZM104 138V139H103ZM115 138H114V141H116V144L118 143L117 142V140H115ZM117 138H119V137H117ZM153 138H154V136H153ZM156 138V137H155ZM165 138V137H164ZM169 138V135H168V137H167V139ZM18 139V140H17ZM55 140H56V137L54 138ZM96 139H98V137H96ZM95 139V140H96ZM128 139V145L130 146L131 144V146L129 147L128 145H127V148L129 149V150H134V149H132L131 147H133V146H138L139 144H140V142L138 143L137 141H139V140H135V142L136 143H138V145H133L134 143H133V141L131 140H129ZM135 139H137L136 137H135ZM138 139H140V138H138ZM166 139V140H167ZM218 139H216V140H218ZM222 139V140H221ZM229 139H230V141H229ZM260 139V138H259ZM260 139V140H261ZM16 140V141H15ZM43 140V139H42ZM48 140H50L49 138H48ZM47 140V141H48ZM120 140V139H119ZM126 140H125V143H124V145H122V146H124V148L126 147L125 146V144H126ZM142 140H143V138H142ZM158 140V139H157ZM162 140V139H161ZM165 140V139H164ZM171 140V139H170ZM259 142H258V141ZM57 141V140H56ZM58 141H59V139H58ZM100 140H99V142H101ZM153 141V140H152ZM152 141H151V143H152ZM163 141V140H162ZM162 141H161V143H162ZM169 141V140H168ZM212 141V140H211ZM0 142V143H1ZM19 142V143H20ZM27 142H29V144L27 143ZM50 142V141H49ZM60 142V141H59ZM59 142H58V144H59ZM70 142V141H69ZM107 142V143H106ZM129 142H131V144L129 143ZM217 142V141H216ZM19 143H16L17 145H19ZM23 143H20L21 145H19V146H23L22 144ZM39 143V142H38ZM51 143H52V137H51V142H50V145H51ZM61 144H63L62 142H60ZM123 143V142H122ZM121 143V144H122ZM142 143L143 142H141V145H142ZM155 143V142H154ZM160 143V144H161ZM164 143V142H163ZM261 143V144H260ZM15 144V145H16ZM26 144H24V145H26ZM47 144V143H46ZM45 144V145H46ZM49 144V143H48ZM47 144V146H49ZM98 144V143H97ZM109 144H111V142L109 143ZM113 144V143H112ZM111 144V145H112ZM119 144V143H118ZM145 144V143H144ZM156 144V143H155ZM174 144V143H173ZM37 145V144H36ZM92 145V147H91V151H90V146ZM93 145L94 146H99V148H100V146H101V149H96L95 147H94V149H93ZM114 145V144H113ZM112 145V146H113ZM152 145V144H151ZM163 145V144H162ZM166 145H168L167 143H166ZM177 145V146H178ZM2 146V147H1ZM41 146H42V144H41ZM62 147H63V145H61ZM61 146H58V147H60L61 148ZM111 146V147H112ZM118 146V145H117ZM145 146V145H144ZM147 146V145H146ZM161 146V145H160ZM173 146V145H172ZM182 146H180L179 148H181ZM264 146V145H263ZM6 148V149H3V148ZM18 147V146H17ZM66 147H63L64 149H66ZM142 147V146H141ZM148 147V146H147ZM151 146H149V148H150ZM167 147V146H166ZM174 147V146H173ZM23 148V147H22ZM38 148H40V146L38 147ZM113 148H116V146H114ZM126 148V149H127ZM136 148L137 147H135V150H136ZM138 148H140V145H139V147ZM137 148V149H138ZM148 148V149H149ZM158 148V147H157ZM156 148V149H157ZM176 148V147H175ZM42 149V148H41ZM43 149H45V148H43ZM128 149H127V151H128ZM148 149H147V153L149 152L148 151ZM152 149H153V147H152ZM155 149V152L157 151ZM0 150V151H1ZM5 150V151H4ZM8 150V151H7ZM13 150V149H12ZM21 150V149H20ZM40 150V149H39ZM52 150V151H51ZM94 150V151H93ZM122 150V149H121ZM145 150V149H144ZM143 150V151H144ZM163 150V149H162ZM164 150H166V149H164ZM170 149H168V151H169ZM4 151V152H3ZM8 153H7V152ZM137 151V150H136ZM141 152H142V150H140ZM140 151H139V154H140ZM146 151V150H145ZM154 151V150H153ZM18 152V153H17ZM42 152V151H41ZM40 152V153H41ZM56 152V153H55ZM123 152V154H121ZM138 152V151H137ZM159 152V151H158ZM163 152V151H162ZM173 152V151H172ZM171 151L170 152H168V153H172ZM175 152V151H174ZM174 152H173V154H174ZM7 153V154H6ZM38 153V152H37ZM131 153H132V151H131ZM131 153H128V155L130 154L131 155V157H132V155H133V153L131 154ZM135 153V152H134ZM146 153V154H147ZM153 153V152H152ZM6 154V155H5ZM32 154V155H31ZM44 154V153H43ZM44 154V155H45ZM50 154V153H49ZM48 154V155H49ZM56 154V155H55ZM88 154V155H87ZM120 155H121V157H122V155L124 156V151H120V153H119ZM136 154V153H135ZM142 154V153H141ZM140 154V155H141ZM149 154H151V152H149ZM158 154V153H157ZM162 154V153H161ZM165 154V153H164ZM31 155V156H30ZM37 155V154H36ZM139 155V156H140ZM168 155V154H167ZM170 155V154H169ZM172 155V154H171ZM177 155H180V153L179 154H177ZM7 156V157H6ZM38 156V155H37ZM41 156V155H40ZM51 156V158L53 157L52 155H50ZM50 156H48L49 158H50ZM74 156L76 157V156H78L79 158H77L76 160H74L75 158H74ZM116 156H119V155H116ZM135 156V155H134ZM151 156V155H150ZM159 156V155H158ZM164 156V155H163ZM162 156V158H165V156H166V154H165V156L163 157ZM172 156H174V155H172ZM4 157H6V159L4 158ZM34 157H35V155H34ZM43 157V158H44ZM53 157V158H54ZM113 157V158H112ZM137 157V156H136ZM144 154H143V159H144ZM155 157V156H154ZM159 157H161V156H159ZM175 157V156H174ZM174 157H172V158H174ZM81 158H83V157H81ZM117 158H119V157H117ZM141 159H142V157H140ZM147 158V157H146ZM2 159V160H1ZM34 159V158H33ZM36 159V158H35ZM84 159V158H83ZM132 159V158H131ZM260 159V160H261ZM3 160H5V162H6V164H5V162L3 161ZM12 160H14V161H12ZM32 160V159H31ZM30 160V161H31ZM37 160H38V158H37ZM116 160V159H115ZM130 160V159H129ZM134 160H135V157H134ZM145 160V159H144ZM143 160V161H144ZM156 160V159H155ZM164 160V159H163ZM15 161H17V162H19V163H17V162H15ZM39 161H40V159H39ZM133 161V160H132ZM141 161V160H140ZM139 161V162H140ZM146 161V160H145ZM149 161V160H148ZM161 161V160H160ZM159 161V162H160ZM3 162V164H5L4 166H3V164H1ZM44 162L47 164V165H45L44 164ZM117 162H118V159H117ZM125 162V163H126ZM136 162V161H135ZM137 163L138 165L139 164H141V163ZM147 162V161H146ZM159 162H158V164H159ZM171 162H172V159H171ZM175 162V161H174ZM258 162H261V161H258ZM264 162V161H263ZM16 163H17V165H16ZM30 163V162H29ZM79 163V162H78ZM142 163H144V162H142ZM150 163V162H149ZM157 163V162H156ZM161 163H163V161L161 162ZM16 166H15V165ZM26 164H27V166H26ZM34 164V165H33ZM53 164H51V165H53ZM71 164H73V162L71 163ZM115 164H113V165H115ZM123 164H124V166H123ZM131 163L129 162V165H130ZM136 164V165H137ZM173 164V163H172ZM171 164V165H172ZM261 164H263L262 162H261ZM260 164V165H261ZM76 165V166H77ZM146 165H149V164H147L146 163ZM152 165H154V164H152ZM163 166L165 165V162L162 164ZM179 165V164H178ZM6 166V167H5ZM19 166V167H18ZM26 166V167H25ZM36 167V169H35V167ZM46 166V167H45ZM132 166V165H131ZM133 166H135V164L133 165ZM166 166V165H165ZM34 169H33V168ZM49 167V168H48ZM47 167V169H45V170H51L50 169V166H48ZM52 167V166H51ZM53 167V168H54ZM152 167V166H151ZM151 167H150V170H151ZM175 167H176V165H175ZM16 168H18V169H16ZM24 168H26V169H28V171H23L24 170ZM33 169V170H30V169ZM77 168V169H78ZM127 168V167H126ZM137 168H139V166L137 167ZM136 168V169H137ZM42 169V168H41ZM41 169H39V170H41ZM131 169V168H130ZM140 169V168H139ZM138 169V170H139ZM145 169V168H144ZM162 169V168H161ZM257 169H259V170H257ZM262 169H264V168H262ZM44 169H42L41 171H43ZM137 170V171H138ZM141 170H142V168H141ZM154 170L156 171V169L154 168ZM153 170V171H154ZM2 171L0 170V177L2 178V181H0V183L1 184H3V185H5L6 186V184H7V186H6V191H7V187H8V189H9V191L8 192H10L13 188H15L16 187V185L18 184V183H14L15 184V187H14V184H12L13 185V188L11 189L9 186H11V184H9L8 185V182L7 183H5L6 181H10L9 179H7L8 178V176H6V174H5V176H3L4 175V173L5 172H3L2 173ZM12 171H13V173H12ZM23 171V172H22ZM40 171V172H41ZM53 171V170H52ZM136 171V170H135ZM147 171V170H146ZM162 171V170H161ZM30 172L28 173L29 175H27L26 173V178L27 177H29V176H31V174H30ZM36 172H35V174H36ZM40 172L38 173V174H40ZM53 172H55V171H53ZM65 172H67V171H65ZM64 172V173H65ZM133 173H134V171H132ZM152 172V171H151ZM150 172V173H151ZM262 172V171H261ZM3 175H2V174ZM16 173V174H15ZM21 173H23L22 175H21ZM42 173V172H41ZM129 173H131V172H129ZM148 173V172H147ZM157 173V172H156ZM168 173V174H169ZM37 174V175H38ZM44 174H43V177H44ZM54 174V175H53ZM69 173H67L66 174V176H69L68 175ZM128 174V173H127ZM137 174V173H136ZM139 175H140V173H138ZM143 174V173H142ZM14 175H13V177H14ZM18 175V176H17ZM34 175V174H33ZM65 175V174H64ZM164 175H167V174H164ZM24 176V177H25ZM51 176V177H52ZM77 176V175H76ZM85 176V177H84ZM116 176H118V174L116 175ZM116 176H114V177H116ZM120 176H118V177H120ZM156 176V175H155ZM159 176V175H158ZM32 177H35V179L37 178V179H39L38 177H41V176H32ZM42 177V179H44ZM61 177H65V176H61ZM130 177V176H129ZM129 177H127V178H129ZM0 178V179H1ZM3 178H5L4 180H3ZM15 178V177H14ZM20 178V179H19ZM31 178V177H30ZM52 178H54V177H52ZM68 179H70L69 177H67ZM66 178V179H67ZM122 178V177H121ZM133 178V177H132ZM166 178V177H165ZM182 178V177H181ZM180 178V179H181ZM229 178H230V181H231V183H229L230 181H229ZM7 179V180H6ZM24 179V178H23ZM22 179V180H23ZM34 179V178H33ZM34 179V180H35ZM36 179V188H39L38 186H39V184H41L43 181H41V183H37V181H39V180H42V179H39V180H37ZM47 178H45V180H46ZM131 179V178H130ZM149 179V178H148ZM173 179V178H172ZM178 179V180H177ZM13 180H16V178L15 179H13ZM13 180H11V181H13ZM31 180H32V178H31ZM119 180V179H118ZM135 179L133 178V181H134ZM151 180V179H150ZM174 180V179H173ZM227 180H228V182H227ZM3 181H4V183H3ZM10 181V182H11ZM17 181V180H16ZM15 181V182H16ZM21 181V180H20ZM51 181V182H50ZM132 181V182H133ZM138 181V180H137ZM139 181H140V178H139ZM159 181V180H158ZM180 181V180H179ZM184 181V182H185ZM22 182V181H21ZM25 182H26V180H25ZM28 182V181H27ZM45 182V181H44ZM61 182V181H60ZM59 182V183H60ZM79 182V183H78ZM82 182V183H81ZM122 182H121V184H122ZM174 182V181H173ZM22 183H24V182H22ZM113 183V184H112ZM161 183H163V182H161ZM160 183V184H161ZM168 183V182H167ZM172 183V182H171ZM179 182H177V184H178ZM181 183H183V181L181 182ZM188 183V184H187ZM199 183V182H198ZM27 184V183H26ZM37 184H38V186H37ZM43 185H44V183H42ZM82 185V184H84V186H82V187H84V188H87L88 189V192L86 191L85 193H84V196H81V197H78V193L76 192L77 190H76V188H77V186H79V185ZM121 184H120V186H121ZM156 184V183H155ZM174 184V183H173ZM3 185H0L1 187L0 188H2L3 187ZM42 185V186H43ZM118 185V186H117ZM134 185H135V183H134ZM145 185V184H144ZM148 185V184H147ZM183 184H181V186H182ZM194 184H192V186H193ZM199 185H201V184H199ZM232 185V186H231ZM5 186L2 188V190H0L1 191V193L3 194V189L5 188ZM18 186H20V182H19V184L17 185V187ZM26 186L27 185H25L23 188H26ZM30 186V185H29ZM35 186V185H34ZM56 186V185H55ZM57 186H58V182H57ZM130 186H132V185H130ZM143 186V185H142ZM149 186V185H148ZM167 186V185H166ZM171 186V185H170ZM195 186V185H194ZM197 186V185H196ZM203 186V185H202ZM12 187V186H11ZM41 187V186H40ZM43 187H45V188H49V186H43ZM59 187H60V185H59ZM157 186H155V188H156ZM174 187V186H173ZM185 187H183V188H185ZM200 187V186H199ZM248 187H246L247 189H248ZM20 188V187H19ZM22 188V189H23ZM28 188V187H27ZM33 188V187H32ZM47 188V189H48ZM53 188V187H52ZM55 188H57V187H54L53 188V190L55 189ZM62 188H61V190H62ZM83 188V189H84ZM125 188V189H126ZM132 188V187H131ZM134 188V187H133ZM138 188V187H137ZM142 188V187H141ZM141 188H140V190H141ZM152 188V187H151ZM161 188V187H160ZM171 188V187H170ZM180 188V187H179ZM182 188V189H183ZM237 188H239V189H236ZM245 188V189H246ZM39 189H41V188H39ZM50 189V188H49ZM58 189V188H57ZM56 189V191H59L60 189H58L57 190ZM78 189V188H77ZM80 189H81V187H80ZM113 189V190H112ZM176 189V188H175ZM195 189V188H194ZM245 189H243V193H244V191H245ZM250 189V188H249ZM5 190V189H4ZM19 189H17V191H18ZM21 190V189H20ZM24 190V189H23ZM30 190V189H29ZM51 190V189H50ZM49 190V191H50ZM60 190V191H61ZM79 190V189H78ZM86 190V189H85ZM111 190V191H110ZM123 190H121V191H123ZM128 190H130V188L129 189H127V191ZM143 190V189H142ZM164 190V189H163ZM174 190V189H173ZM177 190V189H176ZM15 191V190H14ZM33 191V190H32ZM41 191V190H40ZM38 189H37V192H40ZM46 191V189L44 190V188H43V190H42V192H40V193H44ZM55 191V190H54ZM115 191H117V190H115ZM119 191V190H118ZM125 191V190H124ZM123 191V193L125 194V195H129L130 193L129 192H124ZM138 191V190H137ZM152 191V190H151ZM157 191V190H156ZM160 191V190H159ZM180 191V190H179ZM179 191H175V192H178L177 194H179ZM181 191H183V190H181ZM236 191V192H235ZM250 191V190H249ZM26 192V191H25ZM36 192V193H37ZM133 192V191H132ZM132 192H131V194H132ZM146 192V191H145ZM148 192V191H147ZM0 193V196L2 197V194ZM5 193L6 192H4V194H3V196L5 197ZM20 193V191L18 192V194ZM33 193V192H32ZM40 193H38V196L39 197H41V198H46V196H47V194H48V196H50L51 194L50 193H52L51 191L50 192H48L47 191V193L45 192L44 194H46V196H44V197H42V196H40ZM54 192H53V194H55ZM80 193V192H79ZM86 193H88V194H86ZM117 193V192H116ZM122 193V194H123ZM138 193V192H137ZM154 193V192H153ZM169 193H170V191H169ZM190 193H192V192H190ZM201 193V192H200ZM6 194H8V193H6ZM10 195H11V193H9ZM12 194H15V192L14 193H12ZM26 194V193H25ZM81 195L83 194V192L82 193H80ZM85 194H86V196H85ZM120 194V193H119ZM119 194H117V196H119V198H120V200H122L123 198L124 199H126L125 197H127V196H125V197H123V195L122 196H120ZM130 194V195H131ZM144 194V193H143ZM152 194V193H151ZM172 194V193H171ZM175 194V193H174ZM181 194V193H180ZM179 194V195H180ZM186 194H187V192H186ZM252 194V193H251ZM21 195V194H20ZM35 195V194H34ZM37 195V194H36ZM35 195V196H36ZM43 195V194H42ZM129 195V196H130ZM155 195V194H154ZM165 195H166V193H165ZM170 195V194H169ZM185 195V194H184ZM190 195V194H189ZM234 196H236L235 194H233ZM250 195V194H249ZM253 195V194H252ZM260 195H261V193H260ZM53 196H55V195H53ZM53 196H50V198L51 199H53V198H55L56 199V197H53ZM77 196V197H76ZM80 196V195H79ZM128 196V197H129ZM166 196H168V195H166ZM195 196H197V195H195ZM194 196V197H195ZM238 196V195H237ZM262 196V195H261ZM1 197H0V199H1ZM18 197V196H17ZM26 197V196H25ZM30 197V196H29ZM33 197V196H32ZM37 197V196H36ZM53 197V198H52ZM144 197V196H143ZM147 197V196H146ZM170 197V196H169ZM182 197H184V196H182ZM200 197V196H199ZM230 197V198H231ZM243 197V196H242ZM5 198H7V195H6V197ZM4 198V200H2L3 199V197H2V199H1V203H3V204H5L6 203V201L8 202V200L7 199H9V197L7 198V199H5ZM10 198H11V196H10ZM13 198V197H12ZM16 198V197H15ZM19 198V197H18ZM22 198V197H21ZM35 198V197H34ZM48 199H50L49 197H47ZM119 198H117L118 200H119ZM171 198V197H170ZM175 198V197H174ZM179 198V197H178ZM187 198H189V196L187 197ZM201 198V197H200ZM233 198V197H232ZM26 199H31V198H26ZM55 199H53V200H55ZM56 199V200H57ZM192 199H193V196H192ZM195 199V198H194ZM199 199V198H198ZM205 199V198H204ZM223 199V198H222ZM238 199V198H237ZM14 199H10L9 201H11V206L10 205H8V203L7 204H5V205H1L2 207H0V211L2 210L1 208H4L5 210H6V205L7 206H9L8 207V211H11V210H13L14 209V206H15V204H17V203H15L14 201L16 200H14ZM22 200H23V198H22ZM34 199L32 198V202H31V204H36L37 202H38V200H37V202L35 203V201H33ZM41 200V199H40ZM44 200V199H43ZM42 200V201H43ZM52 200V201H53ZM71 201L70 203L68 202V201ZM136 200V199H135ZM138 200V199H137ZM145 200V199H144ZM164 200V199H163ZM171 200V199H170ZM169 200V201H170ZM178 200V199H177ZM177 200H176V202H177ZM181 200V199H180ZM186 200V199H185ZM189 200V199H188ZM201 200V199H200ZM230 200V199H229ZM5 201V202H4ZM50 200H48V202H49ZM76 201H79V200H75L74 202H76ZM128 201V200H127ZM132 201V200H131ZM142 201V200H141ZM166 201H167V199H166ZM168 201V202H169ZM206 201H207V198H206ZM224 201V200H223ZM233 201H234V199H233ZM241 201V200H240ZM249 201V200H248ZM247 200H246V202H245V204L248 202ZM12 202H14V203H12ZM17 202V201H16ZM19 202H21V199L19 200ZM40 203H41V201H39ZM39 202H38V204H39ZM45 202V201H44ZM46 202H47V200H46ZM74 202H72V203H74ZM112 202V201H111ZM129 202V201H128ZM136 202V201H135ZM173 202V201H172ZM175 202V203H176ZM178 202H179V200H178ZM187 202V201H186ZM192 202H194V201H192ZM222 202V201H221ZM226 202V201H225ZM229 202V201H228ZM0 203V204H1ZM24 203H25V201H24ZM26 203L28 204L29 202H27L26 201ZM25 203V204H26ZM50 204H53V203H51V201L49 202ZM82 203V202H81ZM100 203V202H99ZM119 203V202H118ZM138 203V202H137ZM174 203V204H175ZM181 203V202H180ZM253 203V202H252ZM14 204V206H12ZM19 204V203H18ZM17 204V205H18ZM30 203H29V205L32 207V205H31ZM41 204H45V203H41ZM41 204H39V205H41ZM77 204V203H76ZM83 204V203H82ZM93 204V203H92ZM123 204V203H122ZM131 204H133L132 202H131ZM130 204V205H131ZM135 204V203H134ZM141 204V203H140ZM178 204V203H177ZM228 204V203H227ZM240 204V203H239ZM15 206V207H17V208H15V209H17V211H18V215H19V212H20V214H21V210H22V208L24 207V206H22L23 205V203L22 204H19L18 206ZM21 205V208L19 207ZM28 205V206H29ZM39 205H35V207L36 206H38V207H40ZM45 205H48V204H45ZM45 205H42L41 207H43V206H45ZM75 205V204H74ZM80 205V204H79ZM108 205V204H107ZM107 205H106V207H107ZM124 205V204H123ZM172 205V204H171ZM176 205V204H175ZM183 205V204H182ZM187 205V204H186ZM190 204H188V206H189ZM243 205V204H242ZM261 205V204H260ZM263 205V204H262ZM53 206V207H52ZM70 206V207H69ZM75 206H77V205H75ZM87 206H89V205H87ZM101 206H102V204H101ZM109 206V205H108ZM117 206H119V205H117ZM126 206V205H125ZM135 206V205H134ZM164 206V205H163ZM183 206H185V205H183ZM199 206V207H198ZM238 206V205H237ZM247 206V205H246ZM13 207V208H12ZM35 207L33 206L32 208H29L30 210L31 209H33V210H35ZM47 207V206H46ZM45 207V208H46ZM49 207V206H48ZM80 207V206H79ZM84 207V206H83ZM82 207V208H83ZM93 207H94V204H93ZM104 206H102V208H103ZM116 207V206H115ZM161 207V206H160ZM171 207V206H170ZM169 207V208H170ZM177 207H179V206H177ZM232 207V206H231ZM253 207V206H252ZM262 206H260V208H261ZM18 208H20L19 210H18ZM26 209H27V206L25 207ZM24 208V209H25ZM44 208V207H43ZM42 208V209H43ZM44 208V209H45ZM65 208V209H64ZM71 208V209H72ZM76 208V207H75ZM81 208V209H82ZM97 207H95V209H96ZM107 208H110V207H107ZM120 208V207H119ZM163 208V207H162ZM162 208H161V210H162ZM179 208H181V207H179ZM182 208H184V207H182ZM189 209H191L190 207H188ZM187 208V209H188ZM23 209V210H24ZM38 208L36 207V210L34 211V212H36V211H38L37 213H34V214H36V215H39V213H41L40 211H42V209H38ZM43 209V210H44ZM47 209V208H46ZM101 209V208H100ZM99 209V210H100ZM104 209V208H103ZM114 209V208H113ZM117 209V208H116ZM115 209V210H116ZM122 209V208H121ZM126 209V208H125ZM142 209V208H141ZM158 209V208H157ZM166 209V208H165ZM167 209H168V207H167ZM171 209V208H170ZM170 209H169V211H164V212H168V214H169V212H171L170 211ZM174 209V208H173ZM178 209V208H177ZM186 209V210H187ZM232 209V208H231ZM249 209V208H248ZM255 209V208H254ZM257 209V208H256ZM5 210H4V212H3V210H2V212L3 213H5V214H3V213H1L2 215H4V216H2L1 214V216H0V219L1 218H3V217H5V215L7 216L8 215V212H7V214H6V212H5ZM6 210V211H7ZM23 210H22V214H23ZM40 210V211H39ZM67 210V209H66ZM70 210V209H69ZM86 210H87V208H86ZM92 210V209H91ZM98 210V211H99ZM133 210V209H132ZM175 210H176V208H175ZM179 210V209H178ZM183 210V209H182ZM185 210V211H186ZM230 210V209H229ZM262 210H264L263 208H262ZM17 211H15V210H13V212L12 213H14V214H16L15 212H17ZM78 211V210H77ZM76 211V212H77ZM79 211H82V210H79ZM127 211V210H126ZM129 211V210H128ZM180 211V213L182 212L181 211V209L179 210ZM179 211H177V212H179ZM231 211V210H230ZM26 212H28L27 210H26ZM45 212H47V210L46 211H44L43 213H45ZM48 212H47V214H48ZM65 212V211H64ZM63 212V214L62 215H64L65 213V215H64V221L63 222H65L66 220H65V218L66 217H69L71 214L70 213H68V210L64 213ZM70 212H73V211H70ZM85 212V211H84ZM93 212V211H92ZM100 212H103V210L102 211H100ZM118 212V211H117ZM138 212V211H137ZM153 213L155 212V211H152ZM162 212V211H161ZM161 212H160V214H161ZM174 212V211H173ZM184 212V211H183ZM182 212V213H183ZM248 212V211H247ZM246 212V213H247ZM10 213V212H9ZM30 213H31V211H30ZM43 213H41V214H43ZM68 213V214H67ZM86 213V212H85ZM132 213V212H131ZM175 213V212H174ZM182 213H181V216H183L182 215ZM186 213V212H185ZM264 213V212H263ZM27 214H29V213H27ZM46 214V213H45ZM45 214H43V216L45 215ZM50 214H48L47 215V217L50 215ZM82 214V213H81ZM88 214V213H87ZM91 214H93V213H91ZM96 214H98V213H96ZM103 214V213H102ZM126 214V213H125ZM124 214V215H125ZM133 214H134V212H133ZM132 214V215H133ZM155 214H157V213H155ZM162 214H163V212H162ZM161 214V215H162ZM171 214V213H170ZM173 214V213H172ZM176 214V213H175ZM243 214V213H242ZM241 214V215H242ZM245 214V213H244ZM10 215H11V213H10ZM9 215V216H10ZM32 215V214H31ZM35 215V217H37ZM68 215V216H67ZM80 215V214H79ZM100 215V214H99ZM113 215V214H112ZM117 216H118V214H116ZM121 215V214H120ZM129 215V214H128ZM131 215V214H130ZM151 215V214H150ZM157 215H159V213L157 214ZM165 215H166V213H165ZM164 215V216H165ZM247 215V214H246ZM264 215V214H263ZM9 216H7L6 217V219L4 218V221L6 220L7 221V218L9 217ZM17 216V215H16ZM20 216V215H19ZM18 216V217H19ZM26 216V215H25ZM30 216V215H29ZM40 216V215H39ZM38 216V217H39ZM43 216L42 217H40V219L39 220H41V218L43 219ZM46 216V215H45ZM50 216V217H51ZM58 216V217H57ZM88 216V215H87ZM95 216V215H94ZM106 216V215H105ZM115 216V215H114ZM163 216V215H162ZM162 216H160L161 217V219H160V221H162L164 224L166 223V225H169V223L167 224V222L169 221L168 220V218H166V216L165 217H162ZM169 216V215H168ZM167 216V217H168ZM171 216V215H170ZM185 216V215H184ZM183 216V217H184ZM244 216V215H243ZM11 217V219H9ZM9 218H8V221L7 222H9L10 220H11V222H10V224L12 223L13 225H11L13 228L16 226V225H18V224H16L15 225V223H13L14 221V219H13V217H14V215L13 216H10ZM23 217V216H22ZM49 217V218H50ZM51 217V218H52ZM72 217V216H71ZM74 218H76L75 217V214H74V216H73ZM81 217H83V216H81ZM99 217H101V216H99ZM123 217V216H122ZM137 217V216H136ZM172 217V216H171ZM177 217V216H176ZM240 217V216H239ZM20 218V217H19ZM26 218V217H25ZM34 218V217H33ZM45 218V217H44ZM49 218H48V220H49ZM50 218V219H51ZM62 218V217H61ZM110 218V217H109ZM113 218V217H112ZM120 218V217H119ZM128 218V217H127ZM145 218H146V215H145ZM148 218V217H147ZM146 218V219H147ZM157 218L159 219V217L157 216ZM263 218H264V216H263ZM23 219V218H22ZM79 219V218H78ZM89 219V218H88ZM115 219V218H114ZM124 219V218H123ZM135 219V218H134ZM149 219V218H148ZM169 219H170V217H169ZM172 219V218H171ZM20 220V219H19ZM19 220H17L18 222H19ZM27 220H28V218H27ZM36 220H38V219H36ZM36 220H34V221H36ZM39 220L37 221V222H39ZM45 220H47V218L45 219ZM48 220L46 221V222H48ZM56 220V219H55ZM61 220H63V219H61ZM60 220V222H62ZM72 220V219H71ZM77 220V219H76ZM76 220L75 221H73V224L75 225V223H76ZM81 220V219H80ZM79 220V221H80ZM84 220V219H83ZM105 220V219H104ZM117 220H118V218H117ZM140 220V219H139ZM153 220H155L154 218H153ZM152 220V221H153ZM240 220V221H239ZM5 221V222H6ZM15 221H16V219H15ZM25 221V220H24ZM33 220H32V218H31V222H32ZM42 221V220H41ZM44 221V220H43ZM42 221V222H43ZM51 221V220H50ZM49 221V222H50ZM58 221V220H57ZM68 221V220H67ZM66 221V222H67ZM70 221V220H69ZM79 221H77L78 222V225L79 224H81V226L79 227L80 228V230H81V227H82V222L81 223H79ZM93 221L95 222V220H94V218H93ZM141 221V220H140ZM144 221V220H143ZM142 221V222H143ZM149 221V220H148ZM148 221H147V223H148ZM152 221L150 220L149 222H151V225H153L152 224ZM156 221V220H155ZM174 220H172V222H173ZM182 221H180V222H182ZM2 222V220H0V223ZM4 222V224H6L7 225V222L5 223ZM22 222V221H21ZM20 222V223H21ZM27 222V221H26ZM48 222V223H49ZM56 222V221H55ZM59 222V221H58ZM59 222V223H60ZM90 222H91V218H90ZM93 222V223H94ZM107 222H109V221H107ZM113 222V221H112ZM121 222V221H120ZM126 222V221H125ZM131 222V221H130ZM154 222V221H153ZM162 222H159V220H158V222H154V223H162ZM171 222V221H170ZM176 222V221H175ZM3 223V222H2ZM28 223H29V220H28ZM28 223H26V224H28ZM52 223H54V221L52 220ZM71 223H72V221H71ZM88 223V222H87ZM110 223V222H109ZM145 222H143L142 224H144ZM35 224V223H34ZM39 224V223H38ZM45 224V223H44ZM56 224V223H55ZM116 224V223H115ZM127 224V223H126ZM137 224V223H136ZM150 224V223H149ZM163 224V226L165 227V225ZM171 224V223H170ZM179 224V223H178ZM180 224H182V223H180ZM6 225H4L5 227L4 228H7L6 227ZM21 225V224H20ZM37 225V224H36ZM40 225H42V224H40ZM57 225V224H56ZM68 225V224H67ZM71 225V224H70ZM69 225V226H70ZM72 226V228L74 229L75 228V226ZM117 225V224H116ZM133 225V224H132ZM148 224H146V229H148L149 231H152V232H154V230H158L159 228H160V226H159V228L157 227V229H154V225L153 226H147ZM183 225H182V229H183ZM261 225H262V227H261ZM2 226V225H1ZM8 226V225H7ZM19 226V225H18ZM23 226V225H22ZM28 226H30V225H28ZM50 226V225H49ZM58 226V225H57ZM63 227H64V223H63V225H62ZM68 226V227H69ZM70 226V227H71ZM86 226V225H85ZM108 226V225H107ZM112 226H113V224H112ZM130 226V225H129ZM134 226V228H135V225H133ZM139 226H140V224H139ZM138 226V227H139ZM141 226H143V225H141ZM140 226V227H141ZM157 225H155V227H156ZM169 226H172V225H169ZM178 226V225H177ZM240 227L239 229V231L237 230V227ZM56 227V226H55ZM70 227H69V229H70ZM87 227V226H86ZM91 227V226H90ZM90 227H88V228H90ZM121 227V226H120ZM124 227H126L125 225H124ZM144 227V228H145ZM162 227V226H161ZM168 227V226H167ZM3 228V227H2ZM1 228V229H2ZM10 226L8 227V229H4L3 231H4V233H6V232H8L9 233V231L8 230H10ZM19 228H21V227H19ZM34 228V227H33ZM38 228V227H37ZM40 228V227H39ZM51 228V227H50ZM53 228V227H52ZM77 228V227H76ZM78 228V229H79ZM103 228V227H102ZM133 228V227H132ZM131 227H130V229H132ZM143 228V229H144ZM171 228V227H170ZM173 228V227H172ZM171 228V230H173ZM180 228V227H179ZM260 228H261V230H260ZM16 228H14V233L18 236V234L15 232L16 230H15ZM23 229V228H22ZM42 229V228H41ZM55 229V228H54ZM64 229V228H63ZM73 229H70L71 231H73ZM77 229V230H78ZM83 229H85V231L87 230V231H91L92 229L90 228L89 230L87 229V228H85V227H83ZM142 229V230H143ZM181 229V230H182ZM7 230V231H6ZM11 230H13V229H11ZM10 230V234H12V231ZM28 230H29V228H28ZM38 230V229H37ZM36 230V231H37ZM58 230H60V229H58ZM57 230V231H58ZM65 230V229H64ZM75 230V229H74ZM77 230H76V233H81L80 231H78L77 232ZM100 230V229H99ZM122 230V229H121ZM119 231V233H121L122 231ZM128 230V229H127ZM136 230V229H135ZM134 230V231H135ZM161 230V229H160ZM170 229H168V231H171ZM178 229H176L175 231H177ZM263 230V231H262ZM6 231V232H5ZM23 231V230H22ZM30 231V230H29ZM39 231V230H38ZM66 231H68V229L66 230ZM85 231H83V233L85 232ZM87 231H86V234H88L87 233ZM104 231V230H103ZM108 231V230H107ZM136 231H138V229L136 230ZM144 231L146 232V230L144 229ZM155 231V232H156ZM174 230L172 231V232H175ZM238 231V232H237ZM261 231V232H260ZM28 232V231H27ZM42 232V231H41ZM40 232V233H41ZM54 232V231H53ZM62 232V231H61ZM74 232V231H73ZM113 232H114V229H113ZM151 232V233H152ZM172 232H171V234L169 233V235L171 236L170 238H172ZM1 233H3V232H1ZM3 233V234H4ZM13 233V234H14ZM19 233V232H18ZM67 233H69V232H67ZM75 233V232H74ZM74 233H72L73 235H74ZM98 233V232H97ZM106 234H107V232H105ZM109 233V232H108ZM110 233H111V231H110ZM139 233V232H138ZM137 233V234H138ZM164 234V232H162L161 231V234ZM176 233V232H175ZM175 233L173 234V235H175ZM25 234H26V232H25ZM29 234V233H28ZM33 234V233H32ZM38 234V233H37ZM36 234V235H37ZM42 234H43V232H42ZM51 234V233H50ZM71 233H70V235H72ZM85 234V235H86ZM89 234H90V232H89ZM95 234V233H94ZM99 234V233H98ZM104 234V233H103ZM105 234V235H106ZM127 234H129V233H127ZM131 234V233H130ZM137 234H135V235H137ZM142 234V233H141ZM147 234V233H146ZM154 233H152V234H150V232H149V236L150 235H153ZM159 234V233H158ZM157 234V235H158ZM167 234V233H166ZM165 234V235H166ZM30 235V234H29ZM40 237H41V235L40 234H38ZM37 235V236H38ZM56 235V234H55ZM66 235V234H65ZM69 235V234H68ZM67 235V236H68ZM71 236V242H70V244L72 243V239H73V241L75 240V237H78V236ZM81 235V234H80ZM85 235H81V237H84ZM92 235V234H91ZM91 235H89V237H91ZM116 235V234H115ZM126 235V234H125ZM140 235V234H139ZM144 235V234H143ZM156 235V234H155ZM156 235V236H157ZM178 235V234H177ZM264 235V234H263ZM2 236V235H1ZM21 236V235H20ZM24 236V235H23ZM38 236V237H39ZM45 236V235H44ZM43 236V237H44ZM54 236V235H53ZM60 236V235H59ZM104 236V235H103ZM102 236V237H103ZM109 236V235H108ZM123 236V235H122ZM131 237H132V235H130ZM141 236V235H140ZM6 237V235H4V238L3 239H7V237ZM10 237H12V235L10 236ZM9 237V238H10ZM22 237V236H21ZM21 237H19L20 239H21ZM24 237H26V236H24ZM31 237V235L29 236V238ZM36 238V239H40L41 240V238ZM70 237V236H69ZM68 237V238H69ZM115 237V236H114ZM151 237H153V236H151ZM158 237V236H157ZM13 238V237H12ZM15 238H17L16 236H15ZM14 238V239H15ZM19 238H17L18 240H20ZM27 238V237H26ZM64 238V237H63ZM78 238H80V237H78ZM94 238H95V236H94ZM121 238V237H120ZM119 238V239H120ZM128 238H129V236H128ZM155 238V237H154ZM177 239H178V237H176ZM259 238H260V240H259ZM13 239V240H14ZM34 239V238H33ZM45 239H47V238H45ZM65 239H66V237H65ZM80 239H84V240H86V242H85V246L87 247V250H86V252H88L90 255H89V257H91L92 256V252H91V250L89 251V249L91 248V247H93L92 246V242H93V240L92 239H88V236L87 237H84V238H80ZM79 239V240H80ZM111 239V238H110ZM113 239V238H112ZM117 239V238H116ZM132 239V238H131ZM147 239V238H146ZM149 239V238H148ZM180 239V240H181ZM11 240V239H10ZM16 240V239H15ZM29 240V239H28ZM37 240V241H38ZM39 240V241H40ZM44 240V239H43ZM60 241H61V239H59ZM78 240V239H77ZM96 240V239H95ZM107 241V238L106 239H104L103 241L105 242H102V244H104V247L106 246V241ZM133 240V239H132ZM143 240V239H142ZM141 240V241H142ZM170 240V239H169ZM6 241V240H5ZM4 241V242H5ZM23 241V240H22ZM21 241V243H23ZM25 241V240H24ZM30 241H32L31 239H30ZM37 241H35L36 242V245H38V244H40L41 245V241H40V243H39V241L37 242ZM48 241V240H47ZM46 241V242H47ZM58 241V240H57ZM62 241H66V240H62ZM70 240H68V242H69ZM83 241V240H82ZM100 241V240H99ZM112 241V240H111ZM111 241H109L110 243H111ZM135 241H136V239H135ZM134 241V242H135ZM139 241V240H138ZM175 241V240H174ZM260 241L262 242V244L260 243ZM20 242V241H19ZM34 242V241H33ZM55 242V241H54ZM67 242V241H66ZM67 242V243H68ZM75 242V241H74ZM73 242V243H74ZM109 242H108V244H109ZM116 242V241H115ZM114 242V243H115ZM137 242V241H136ZM136 242H135V244H136ZM149 242V241H148ZM154 242H155V239H154ZM163 242V241H162ZM179 242V241H178ZM203 242V241H202ZM6 243V242H5ZM8 243L10 244V242H9V240H8ZM15 243V242H14ZM21 243H19L18 244V242H17V244L20 246L21 245ZM29 243V242H28ZM38 243V244H37ZM58 243V242H57ZM83 243V242H82ZM94 243H95V241H94ZM122 243V242H121ZM143 243V242H142ZM169 243V242H168ZM174 243V242H173ZM176 243V242H175ZM1 244V243H0ZM16 244V243H15ZM29 244H31V243H29ZM62 244V243H61ZM70 244H68L67 246H70ZM76 244V243H75ZM97 244V243H96ZM116 244V243H115ZM126 244H127V242H126ZM148 244V243H147ZM150 244V243H149ZM204 244V243H203ZM2 245H5L4 243L2 244ZM33 245V244H32ZM35 245V246H36ZM39 245V246H40ZM48 245V244H47ZM58 245V244H57ZM78 245H79V247H80V241H79V243H78ZM94 245V244H93ZM119 245V244H118ZM123 245H125V244H123ZM137 245V244H136ZM144 245V244H143ZM143 245H141V246H143ZM6 246V245H5ZM10 247H9V249L12 247V245H9ZM19 246H17V247H19ZM23 246H25V245H23ZM39 246H38V248H39ZM43 246H44V244H43ZM46 246V245H45ZM61 246V245H60ZM59 246V247H60ZM63 246H64V244H63ZM73 246V245H72ZM112 246V245H111ZM134 246V245H133ZM140 246V245H139ZM138 246V247H139ZM144 246H146V245H144ZM179 246V245H178ZM215 246H213V247H215ZM7 247V246H6ZM16 247V245L15 246H13L12 247V249H15L16 248V253L14 252V254L15 255H19L20 253H21V258H22V256L24 257V255H26V252H24L25 250L24 249H21L20 250V253L18 254V251H19V249ZM21 247V246H20ZM19 247V248H20ZM26 247V246H25ZM29 247V246H28ZM27 247V249L29 250L30 249V247L28 248ZM31 247H33V246H31ZM41 247H42V245H41ZM40 247V248H41ZM77 247V246H76ZM97 247V246H96ZM161 247V246H160ZM177 247V246H176ZM186 247V246H185ZM184 247V248H185ZM192 247V246H191ZM213 247H212V249H213ZM3 248H5L4 246H3ZM8 248V247H7ZM22 248V247H21ZM78 248V247H77ZM81 248H82V246H81ZM85 248V247H84ZM106 248V247H105ZM131 248V247H130ZM144 248V247H143ZM153 248V247H152ZM155 248V247H154ZM157 248V247H156ZM200 248V247H199ZM6 249V248H5ZM12 249H10L11 251H12ZM18 249V250H17ZM26 249V250H27ZM42 249H43V251L45 252L46 250H45V247L43 248L42 247ZM41 249V250H42ZM50 249V248H49ZM62 249V248H61ZM67 249V248H66ZM69 249V248H68ZM83 249V248H82ZM81 249V250H82ZM101 249V248H100ZM136 249V248H135ZM135 249H134V251H135ZM147 249V248H146ZM176 249V248H175ZM180 249V248H179ZM201 249V248H200ZM203 249V248H202ZM7 250V249H6ZM9 250V251H10ZM24 250V251H23ZM27 250V251H28ZM40 250V249H39ZM41 250L39 251V252H41ZM54 250V249H53ZM57 250V249H56ZM59 250V249H58ZM64 250V249H63ZM71 250H72V248H71ZM74 250V249H73ZM73 250H72V252H73ZM77 250V249H76ZM75 250V251H76ZM103 250V249H102ZM110 250V249H109ZM113 250V249H112ZM115 250V249H114ZM130 250V249H129ZM131 250H133L132 248H131ZM141 250V249H140ZM205 250V249H204ZM208 250V249H207ZM42 251V252H43ZM62 251V250H61ZM74 251V252H75ZM95 251V250H94ZM106 251V250H105ZM124 251V250H123ZM145 251V250H144ZM181 251V250H180ZM185 250H183V252H184ZM193 252H194V250H192ZM202 251V250H201ZM206 251V250H205ZM211 251V250H210ZM209 251V252H210ZM8 252V251H7ZM30 252V251H29ZM41 252V253H42ZM49 252V251H48ZM55 252V251H54ZM68 252V251H67ZM66 252V253H67ZM71 252V251H70ZM104 252V251H103ZM121 252H122V250H121ZM127 252V251H126ZM142 252V251H141ZM146 252V251H145ZM190 252V251H189ZM203 252V251H202ZM201 252V253H202ZM215 252V251H214ZM3 253V252H2ZM12 253V252H11ZM25 253V254H24ZM32 253H34V252H32ZM36 253V252H35ZM58 253V252H57ZM60 253V252H59ZM64 253V252H63ZM82 253V252H81ZM85 253V252H84ZM129 253V252H128ZM132 253V252H131ZM205 253V252H204ZM13 254V253H12ZM11 254V255H12ZM44 254V253H43ZM46 254H48V253H46ZM51 254V253H50ZM74 254V253H73ZM76 254V253H75ZM118 254H119V252H118ZM117 254V255H118ZM142 254H143V252H142ZM147 254V253H146ZM145 254V255H146ZM151 254V253H150ZM178 254V253H177ZM211 254V253H210ZM214 254V253H213ZM0 255H1V253H0ZM33 255V254H32ZM37 255V254H36ZM109 255V254H108ZM121 255V254H120ZM133 255V254H132ZM184 255V254H183ZM206 254H203L202 256H205ZM3 256V255H2ZM1 256V258H0V264H5L6 262V264H8V262L9 261H7V260H5L4 259V257H2ZM7 256V255H6ZM20 256V255H19ZM27 262H28V260H32L33 262H34V264H35V262H36V264H38L37 263V260L35 259V258H33V257H30V255H29V253H27ZM44 256V255H43ZM46 256V255H45ZM53 256V255H52ZM65 256H67V255H65ZM76 256V255H75ZM111 256V255H110ZM123 256V255H122ZM128 256V255H127ZM143 256V255H142ZM208 256H209V254H208ZM8 257V256H7ZM12 257L14 258V255H12ZM38 257H40V255L38 256ZM42 257V256H41ZM51 257V256H50ZM77 257H79V256H77ZM76 257V258H77ZM88 257V256H87ZM88 257V258H89ZM93 257V256H92ZM92 257H91V259H92ZM97 257V256H96ZM120 257V256H119ZM185 257V256H184ZM200 257H201V255H200ZM206 257V256H205ZM210 257V256H209ZM208 257V258H209ZM12 258V259H13ZM17 258V257H16ZM69 258H71V257H69ZM85 258V257H84ZM99 258V257H98ZM108 258V257H107ZM106 258V259H107ZM11 259V260H12ZM22 259H26V257L25 258H22ZM43 259V258H42ZM48 260H49V258H47ZM46 259V260H47ZM56 259V258H55ZM64 259H66V258H64ZM90 259V260H91ZM96 259V258H95ZM109 259V258H108ZM143 259V258H142ZM177 259V258H176ZM199 259V258H198ZM204 259H205V261H206V258H203V262H204ZM210 259V258H209ZM209 259H207V261L209 260ZM213 259H215V257L213 258ZM5 262H4V261ZM18 260L20 261L21 259L20 258H18ZM18 260H16V261H18ZM51 260V259H50ZM49 260V261H50ZM62 260V259H61ZM73 260V259H72ZM78 260V259H77ZM117 260H118V257H117ZM120 260H122V259H120ZM132 260V259H131ZM179 260V259H178ZM182 260V259H181ZM212 260V259H211ZM12 261H14V260H12ZM12 261H10L9 263L11 264V262ZM18 261V262H19ZM31 261V262H32ZM40 261V260H39ZM64 261V260H63ZM71 261V260H70ZM69 261V262H70ZM84 261V260H83ZM124 261V260H123ZM122 261V262H123ZM136 260H134V262H135ZM144 261V260H143ZM147 261V260H146ZM195 261V260H194ZM206 261V262H207ZM56 262V261H55ZM61 262V261H60ZM78 262H82L81 260H79ZM77 262V263H78ZM85 262V261H84ZM93 262H95V260L93 261ZM104 262V261H103ZM125 262V261H124ZM129 262V261H128ZM132 262V261H131ZM139 262H140V260H139ZM138 262V263H139ZM192 262V261H191ZM198 262V261H197ZM202 262V263H203ZM211 262V261H210ZM215 262H217L216 261V259H215ZM217 262V263H218ZM17 263V262H16ZM26 263V262H25ZM28 263H30V261L28 262ZM43 263V262H42ZM88 263V262H87ZM91 263V262H90ZM173 263V262H172ZM171 263V264H172ZM174 263H175V261H174ZM176 263H177V261H176ZM194 263V262H193ZM201 262L199 261V263L198 264H200ZM201 263V264H202ZM208 263H209V261H208ZM218 263V264H219ZM13 264H15V263H13ZM19 264V263H18ZM54 264H56V263H54ZM59 264V263H58ZM61 264V263H60ZM79 264V263H78ZM103 264V263H102ZM119 264V263H118ZM195 264V263H194ZM203 264H205V263H203Z\"/></svg>",
	"mask_w": 264,
	"mask_h": 264
},
{
	"label": "rangeland",
	"instance_id": "2",
	"mask_svg": "<svg viewBox=\"0 0 264 264\" xmlns=\"http://www.w3.org/2000/svg\"><path fill=\"white\" fill-rule=\"evenodd\" d=\"M19 1L20 2H22V0H0V33L2 34V32H3V34H2V36H4L3 37V39L1 38V40H0V48L2 49V51L4 52V54L5 55H9L10 53H11V49H12V45H13V43L12 42H14V40H15V36H16V34H15V32L17 33V31H19L20 33H24L25 34V32H27V26H28V23H27V21H28V18L25 16V15H21V16H17L18 14L20 15L21 13H16V12H19V10L18 9H20V6H19V8L17 7L18 6V4H19ZM29 1V0H28ZM31 1H33V2H31ZM30 2V7H31V9H33V12L35 13V15L36 16H31L33 19H35V17L37 18L38 16V18L37 19H35L36 20V22L38 23H40V25H39V27L41 28V29H44V30H46V31H44V30H42L43 32H47V33H49V32H52V28L50 29V27L51 26H49V24H50V21H51V24L50 25H52V22H53V20H54V25H61V21L63 20V21H66V22H64L63 23V21H62V23H63V25L64 24H66L67 23V21H68V18L70 19V18H72L73 20H72V22H74V20H77V19H81V18H91V15H87V13L84 11V10H86L85 8H86V2H87V0H84V3L82 2L83 0H58V2L59 1H63V2H66L67 1V3H69V4H67L66 6H64L62 9H64V10H62V12H61V9L60 8H58L59 6L58 5H56V3H57V0H31ZM52 1H54V2H52ZM74 1V2H73ZM78 1H79V5H78ZM80 1H81V3H82V5L80 4ZM150 1H152V2H154L155 4H153L152 2L151 3H143V5H141V7L140 6H137L136 5V2H130V6L132 7V10L133 9H135V10H131V8H130V6L128 7V13L126 12V17H127V19L130 21V22H132V24L130 25V28L131 27H134V25L136 24V19H134V17L136 16L135 15V11H136V9H142L143 10V14H144V18H148L149 16H152V17H154V18H157V20H158V23H159V25L164 29V28H166V30L164 29V30H162V28L161 27H159L160 28V31H161V36L160 35H153L152 36V34H151V32H150V28L148 27V24L146 25V27L144 28V29H141V31H143L144 32V34L147 36V37H149L151 40H152V42L154 41V43L156 42L157 43V45H156V47L158 46V48H156L155 47V49L157 50H154V51H149L151 54H150V57L152 58V56L154 57V55L156 56H160L159 57V59H160V64H159V72H160V74L161 75H164L163 77H164V80L167 82V84L172 88H170L171 89V93L173 94H171V96L172 97H170L171 98V101H170V104H169V108L170 109H172V111L174 112H176V114L177 115H179V116H184V118H188V117H190L191 116V118H198L199 116H201V115H207L206 117V119H208L209 120V122H212L211 124H214L215 123V125H216V121L215 120H217V119H215L217 116H218V114L220 115V112H221V114L225 117V118H227V121H228V124H229V126L227 125V121H225V124L227 125V127L226 128H224V129H227L226 131H224V129H223V131L224 132H222V135H221V138L223 139H227L226 140V142L228 141V137L231 139V137L233 138V133H234V131L236 130V129H238L239 127H240V129H241V125H242V123H244V124H246V125H248L249 124V128L252 130V128H253V125L254 126H256V128H258V130H259V132L260 131H264V65H262V64H264V59H263V57L264 56H262V64H261V67H260V69L261 70H259V72H257V74H254V75H256V76H251V77H248V76H246V75H243V73H241L240 74V72L238 73V74H236L235 75V73H237L235 70L236 69H234V68H236V66L232 63V62H230V61H227V58L226 57H224V56H220V58L222 59V61H221V59H219L217 56H216V58H218L217 60L214 58L215 56L213 55V54H211L210 53V55L211 56H214L213 57V60L215 61H217V62H219V63H217L216 61V63H213L214 61H212V57L209 55V53H208V55H204V54H202V52L200 51L199 52V47L198 46H196V45H191L190 44V46H189V44H188V41L186 42V43H184V41H182L181 39H180V35L181 34H178L179 32L181 33V31H183L184 29H185V22H184V20L180 17V14H179V12L178 13H176L175 11H173L174 13H176V14H174L173 12H171L169 9H167V2H166V0H150ZM232 1H234V2H236V8H237V11H238V14H237V16L238 15H241V13L239 12V7H240V9H241V4L243 5V3H247V2H250V1H252V0H228V2H232ZM24 2H25V0L22 2V3H20V4H24ZM27 2V1H26ZM25 2V4L24 5H26V4H29V2H27L26 3ZM76 2V4H74ZM159 2V3H158ZM163 2V3H162ZM166 2V3H165ZM52 3V4H51ZM71 3V4H70ZM72 3L74 4V5H72ZM133 3V4H132ZM19 4V5H20ZM49 4V5H48ZM54 4L56 5V7H57V9H56V7H54ZM84 4H85V6H84ZM161 4L163 5V6H161ZM239 4H240V6H239ZM23 5V6H24ZM37 5V6H36ZM134 5H135V7H134ZM147 5V6H146ZM33 6V7H32ZM36 6V7H35ZM49 6V7H48ZM76 6V7H75ZM155 6H156V8H155ZM5 7V8H4ZM69 7H71V8H69ZM80 7V8H79ZM140 7V8H139ZM159 7V8H158ZM15 8V9H14ZM35 8H37V10L35 9ZM41 8V9H40ZM45 10H44V9ZM52 8H54V10L52 9ZM76 8H77V10H76ZM2 9H3V11H2ZM18 10V11H15V10ZM30 9V10H31ZM51 9V11H56L55 13H59L58 15H57V18L58 19H56V17H54V19L53 18H48V15H49V12H48V10H50ZM60 9V10H59ZM70 9V10H69ZM148 9V10H147ZM150 9V10H149ZM152 9V10H151ZM215 10V12H214V10ZM222 9V8H221ZM11 10H13V11H11ZM35 10V11H34ZM44 10V11H43ZM83 10V11H82ZM132 11V13H131V11ZM209 10L210 11H208L209 13H208V15H209V17L211 18V19H213V17L212 16H214L215 14H217V12L220 14V15H224L223 13L225 12V10L224 9H222V11L220 10V7H216V8H213V6L211 7V8H209ZM218 10H220V11H218ZM10 11V12H9ZM15 11V12H14ZM32 11V10H31ZM50 11V12H51ZM64 11V12H63ZM66 11V12H65ZM160 13H159V12ZM224 11V12H223ZM9 12V13H8ZM12 12V13H11ZM42 12V13H41ZM163 12H164V14H163ZM210 12H212V13H210ZM4 13V14H3ZM11 13V14H10ZM17 15H16V14ZM37 13V14H36ZM41 13V14H40ZM44 13V14H43ZM48 13V14H47ZM130 13V14H129ZM151 13H152V15H151ZM173 15H172V14ZM226 13V12H225ZM240 13V14H239ZM67 14V15H66ZM72 14V15H71ZM128 14V15H127ZM132 14V15H131ZM179 14V15H178ZM8 17H7V16ZM45 15V16H44ZM74 15V16H73ZM78 16V18H77V16ZM85 15V16H84ZM131 15V16H130ZM147 15V16H146ZM170 15V16H169ZM176 15V16H175ZM10 16V17H9ZM14 18H13V17ZM17 16V17H16ZM67 16H69L68 18H67ZM2 17V18H1ZM18 17H19V19H18ZM25 17V18H24ZM129 17V18H128ZM131 17V18H130ZM158 17H160V19L158 18ZM179 17V18H178ZM40 18H42V19H40ZM48 20H47V19ZM76 18V19H75ZM173 18L175 19L174 21H173ZM9 19V20H8ZM11 19V20H10ZM18 19V21H16V20ZM51 19H53V20H51ZM142 19V18H141ZM2 20V21H1ZM27 20V21H26ZM38 20V21H37ZM41 20V21H40ZM44 20H46L47 21V23H46V21L44 22ZM50 20V21H49ZM134 20V21H133ZM180 20V21H179ZM182 20H183V22H182ZM15 21V22H14ZM43 21V22H42ZM58 21V22H57ZM60 21V22H59ZM71 21V20H70ZM160 21H161V23H160ZM6 22V23H5ZM12 22V23H11ZM22 22H26L25 24L24 23H22ZM55 22H57L56 24H55ZM133 22H135V23H133ZM166 22H168L167 24L168 25H165L166 24ZM173 22H176V24L175 23H173ZM213 23H214V21H212ZM11 23V24H10ZM14 23V24H13ZM19 23V24H18ZM46 23V24H45ZM60 23V24H59ZM169 23H170V25H169ZM17 24H18V26H17ZM44 24H45V26H44ZM176 25V27H175V25ZM14 25V26H13ZM24 25V26H23ZM38 25V24H37ZM42 25H43V27H42ZM47 25V26H46ZM172 25V26H171ZM5 26V27H4ZM17 27V29H16V27ZM11 27H13V29L11 28ZM23 27V28H22ZM169 27H170V29H169ZM171 27H173V28H171ZM3 28V29H2ZM46 28V29H45ZM179 28V32H178V30L177 29ZM15 29V30H14ZM19 29V30H18ZM167 29H169V30H167ZM174 29H176L175 31H174ZM173 30V31H172ZM22 31V32H21ZM167 31V32H166ZM162 32H164V33H162ZM173 32L175 33V34H173ZM178 32V33H177ZM28 33V32H27ZM25 34V35H28V34ZM174 35H172V34ZM0 34V35H1ZM50 34V33H49ZM166 35V36H165ZM169 37H168V36ZM171 35V36H170ZM177 37H176V36ZM2 36H0V37H2ZM174 37V38H176V39H172L171 37ZM256 35H254L253 36V38H256L255 37ZM155 37V38H154ZM179 37V38H178ZM241 36H239L238 37V41H237V44H238V46H236L235 47V50L238 48V47H242V45L245 43V40H247V38H243V37H241ZM11 38V39H10ZM177 38H178V40L180 41L179 43L177 42L178 40H177ZM169 39V40H168ZM171 39V40H170ZM11 40V41H10ZM162 40V41H161ZM173 40V41H172ZM242 40H243V42H242ZM159 41H161V42H159ZM172 43H171V42ZM175 41H176V43H175ZM4 42V43H3ZM10 42H11V44H10ZM167 42V43H166ZM181 42H182V44H181ZM6 43V44H5ZM37 43V42H36ZM35 43V44H36ZM162 43H164L165 44V46H164V44H162ZM8 44V45H7ZM167 44H168V47H167ZM184 44V45H183ZM236 44V45H237ZM6 45H7V47H6ZM10 45V46H9ZM38 44H36V46H37ZM171 45L172 46H174V48H172L171 47ZM161 46H163V47H161ZM179 46H181V47H179ZM183 46V47H182ZM187 46H189L188 48L189 49H186V47ZM193 46V47H192ZM7 49H6V48ZM35 47V46H34ZM68 47V46H67ZM165 47V48H164ZM169 47H170V49H169ZM195 47H197V48H195ZM243 47L245 48V44L243 45ZM38 48V50H40L39 48H40V46H38L37 47ZM70 48V47H69ZM195 48V49H194ZM220 48V47H219ZM240 48H238L239 50H240ZM243 48V49H244ZM9 49V50H8ZM169 49V50H168ZM237 49V50H238ZM36 51H34V52H36V53H33V51L31 52V53H33L34 55H36L37 54V52H38V50L37 49H35ZM67 50H69L68 48H67ZM66 50V48H65V51L64 50H62L63 52H61L60 51V53L58 52L57 54H59L58 56H60V58L61 57H64L65 56V58L67 57V55H68V57L69 58H71L72 57V59H74V57H75V59H76V57H79V53L78 52H74V50H72L71 51V48H70V51L72 52V54L69 52V51H67ZM242 50V49H241ZM240 50V51H241ZM245 50V49H244ZM6 51V52H5ZM8 51H9V53H8ZM193 51V52H192ZM252 51V50H251ZM159 52V53H158ZM174 52V53H173ZM188 52H190V53H188ZM78 53V54H77ZM172 55H171V54ZM200 53V54H199ZM263 53H264V51H263ZM32 54V55H33ZM62 54H64V55H62ZM66 54V55H65ZM175 54V55H174ZM177 54V55H176ZM62 55V56H61ZM71 55H73V56H71ZM194 55V56H193ZM264 55V54H263ZM184 56H186V57H184ZM188 56V57H187ZM193 56V57H192ZM201 56V57H200ZM203 56V57H202ZM205 56H206V58H205ZM208 56V57H207ZM67 57V58H68ZM173 57V58H172ZM175 57V58H174ZM199 57V58H198ZM211 59H210V58ZM224 57V58H223ZM183 58H184V60H183ZM186 58V59H185ZM226 58V59H225ZM247 58V59H246ZM181 59V60H180ZM202 59H203V61H202ZM245 59L247 60V61H245ZM245 59H244V62H250V59H248V56H246L245 57ZM191 60V61H190ZM220 60V61H219ZM208 61V62H207ZM206 64H204V63ZM210 62V63H209ZM223 62V63H222ZM225 62L227 63V65H224L225 64ZM196 63V64H195ZM199 63V64H198ZM229 63V64H228ZM220 64H222V65H220ZM249 64V63H248ZM194 65V66H193ZM197 65V66H196ZM81 66H83V65H81ZM80 65H79V67H78V65H76V64H73V65H71L70 66V68H71V70L70 69H68V68H60V66L58 67L57 66V68L56 67H54V68H52V69H49L48 70V72H47V70H46V72H47V74L45 73V76L44 75H42V76H44L45 78H49V81H46V80H48V79H46L45 80V78L44 79H42V77L40 76H34L33 75V77H30V76H32V72H31V69L29 70L32 74L29 76L28 75V73L30 74V72L28 71L27 72V69H26V71L24 72V71H21V75H22V78H21V75H19L18 77L19 78H16L17 77V74L18 73H20V70L19 69H16V71H14L13 72V74L16 72L17 74H16V76H15V78L18 80V81H16V80H14V81H16V82H20V78H21V80L24 82V84H26V85H28V90L30 91V95H32V96H26L25 94H23V95H25L27 98H25L26 100H27V103L28 104H26V100L24 101L23 99H21L20 100V97H22L23 98V95L22 94H18V90H20V89H16V88H14V87H20L19 85H20V83L18 84V86L16 85H14V87L13 86H7L8 88H7V90L9 91V93H11L10 92V88H14V89H12V90H15V91H13L14 93H16V91H17V93L16 94H14L13 92V96L12 97H10V95H12V94H10L9 95V99L7 98V96H5V97H2V98H7L8 99V101L7 102H9V100H12V101H14V103L15 102H17V101H15L14 99L16 98V100H20V101H22V102H18L19 103V106H16L14 103H10L12 106H11V108H10V111H9V113H6V114H10V112L13 110V107L14 108H16V111H18V110H20V111H18L17 113H15L16 115L17 114H19V115H22V116H20V117H23V120L25 119L24 118V116L26 117V119H25V121H29V122H32V118L33 117H35V115L33 114V111H35V112H37V115L40 113V111L42 112V114L43 115H41V113H40V115L42 116V118H41V120H40V123H41V125H40V123H39V126H37V124H36V119H37V117H36V119L35 120H33V122L36 124L35 126H37V127H35V126H33L34 128H35V130H33L32 132L33 133H35L36 134V132H38L37 130L39 129V128H41V130L39 129V131L40 132H38L39 133V139L41 140V141H39V140H37V142H36V144H35V146L37 147V148H34L35 150H37L38 149V153L36 152V154L38 155H36V154H34L35 153V151L31 154L32 155V157H31V159H30V157H29V159H28V161L26 162L27 164H30V166L28 165L27 166V164H26V168H30L31 166H32V164H31V162L33 161L34 162V160H35V162H34V164L35 163H37V162H41L42 161V159H43V161H46V159H45V157H46V154H47V152L49 151V149H52V148H54L55 146H56V144H54V143H56L57 142V148H58V150L56 151L57 153H58V155H59V151H60V149H61V152L64 150H66V151H68V148L69 149H71V147H72V145H74V143H73V141H75V139L73 140L72 138L73 137H75L77 134H76V132L79 130L78 128H80V124L82 123V121L83 120H88V123L90 124H93V129L94 130H96V131H98V132H96V134L94 135L95 136V139H96V137H98V139H94V145H95V143H96V145H100L101 144V146L102 145H104V143H105V140L106 139H104V141H101V137H103V135L102 134H105L106 133V130L107 129H109V131H111V132H108L109 133V135L106 133V135L108 136H106V135H104V137L106 136V138H108L106 141L108 142V141H110L113 137L115 138V136H116V138H115V140H117V142L119 143H117L116 144V141H114V138L110 141L111 142V144L113 145H111V144H109L110 142H106L108 145H109V147L111 148V149H114L113 150V153L115 154V149H117V147H119L118 149H117V151L120 153V151H124V156L122 155V157H121V155L119 154V153H117L116 152V155H119V156H113V157H115V159L113 158L112 159V163L113 164H118L119 163V159H120V162L123 160V159H125V156H127L126 158V160H127V162H128V165H126L127 164V162H126V160L125 161H122L126 166H125V170H127V172L125 171L124 172V175L125 176H127V177H129V178H127V177H125V179H128V180H130V184H129V188H130V190H128L127 191V189H129V188H126V187H124V190H123V178H124V176L123 175H119V172L118 171H116V173L114 174V175H112L113 177H112V182H113V180L115 181V180H117V181H115L114 183H119V186L118 187H120V189H112L113 191H114V193H115V195L116 196H114L112 199H111V201L110 202H108V203H106L105 204V202H104V204L101 202V201H99V202H93V201H91L90 200V202H85L86 200L88 201V199H85L84 197L82 198L81 196H84V193L87 191L88 192V189L87 188H84L85 186H84V184H80L79 186H77V188L79 189H77L76 188V192L78 193V197H81L82 198V200H84L85 199V201L83 202L81 199H75V197L73 198H70V200L71 199H74L72 202H74L75 200H79V201H76V202H74V203H72L70 200L68 201L71 205H73V207H74V209L72 208V207H70L69 209L66 207V209L68 210V213H70L71 215L69 216V217H66L65 218V220L67 221H65V222H63L64 221V215L66 214L65 212L67 211L65 208V210H61L62 211V213L60 212V213H58V214H60V217L59 218H55V219H53V214H50L49 212H48V210H50V209H48V208H50L51 207V205H54L55 204V202H57L58 201V197H62V196H60V195H62V194H64V193H61V194H59L60 192H64L65 190H63V189H65V188H62V187H64L67 183L69 184L70 183V180H72V178H70L71 176L73 177L74 175H75V179L77 178H79V177H81L82 175H80V174H83V173H81L82 172V168L83 167H81L80 168V166H84L85 167V165H87V163H88V161H85L84 162V165H82L83 163H80L82 160H88L89 159V157L88 156H81V154L79 155L80 156V159L79 160H81V161H72L73 162V164H71L70 163V166L67 168V169H71L72 170V168H70V167H72V166H74L75 165V163H77L78 165H80L79 166V168H78V165L76 166L75 165V167H73V170H75V171H77V170H79V173L78 174H75L74 173V171H73V174L70 176V172L68 171V170H64L63 172L61 171V172H57V173H62L63 175H61V176H65V177H61V176H59V177H57V178H60V179H64V181H63V183H65V180H66V183L64 184V186H62L63 184H62V180H60V179H57V178H55L58 174L56 173V170H55V167L56 166H58V164H57V160H58V155H56L55 157H54V153L53 152H50L49 151V155L47 154V161H48V163L47 164H49V163H51V164H53L51 161L53 160V159H55L56 158V160H55V162H54V160H53V162L55 163V167H54V164L53 165H48V166H50V171L49 170H45V169H47V167L46 168H43L44 167V165H43V162H41L42 163V165L41 164H39L38 165V163H37V166H40L42 169H44L43 171H41L42 169L41 168H39L38 167V169H36V167H35V169L36 170H38L37 172L34 170V173L31 171H29L30 172V174H31V176H29V177H27L26 178V176L27 175H29L28 173L29 172H25V171H28V169H26V168H24V172L27 174H23V173H21V175L23 174V176H20L19 175V177H23L22 179H20L22 182H24V183H22L20 180L18 181V179H17V177H16V175H14V177L16 178V180H13V179H15L14 177H13V175H12V179L9 177V175H11L10 174V172H8V170L5 172V171H2V168H1V166L2 165H0V170L2 171V173L3 172H5L4 173V175L3 176H5V174H6V176H8V178L7 179H11V180H13V181H11L10 179V181H6L5 183H7L8 182V185L9 184H14V183H18L19 184V182H20V186H18L17 187V185H16V187H15V184H14V187L15 188H13V185L11 184V186H9L12 190L10 191V192H8L9 191V189H8V187H7V191H6V186H7V184H6V186L5 185H3V184H1L0 183V185H3V187L5 186V190L3 189V194H4V192H6V193H8V194H6L5 193V197H6V195H7V198L9 197V199H7V198H5L4 196H3V194L1 193V191H0V193L2 194V197H3V199H2V197H1V199L2 200H4V198L5 199H7L8 200V202L6 201V203L5 204H7L8 203V205H10L11 204V201H9L10 199L12 200V199H16L14 202L15 203H19V204H22L23 203V205L22 206H24L23 208H22V210L27 206V209L25 208L24 210H23V214H22V210H21V214H20V212H19V215L17 214L18 213V211H17V209H15V208H17V207H15L17 204H15V206H14V204L12 205V206H14V209L13 210H15V211H17V212H15L16 214H14V213H12L13 212V210H11V211H8L9 209H8V207L9 206H7L6 205V210L4 209L5 207L3 206V205H5V204H3V203H1L0 204V207H4V208H1L2 210H3V212H4V210H5V212H6V214H7V212H8V215L7 216H9L10 215V213H11V215L10 216H13L14 215V217H13V223H15V225L16 224H18V225H16L14 228H16L15 230V232L18 234V236L13 232L14 231V228L11 226V225H13L12 223L10 224V222H11V217L9 218V219H11L9 222H7L8 221V218H7V225L6 224H4V218L6 219V215H5V217H3V218H1L0 220H2V222L0 223V253H1V255H0V258H1V256L2 257H4V259L5 260H7V261H12V260H14V261H12L11 262V264H13V263H15V264H34V262L32 261V260H28V262L30 261V263H28L26 260H27V253H29V255H30V257H33V258H35L36 260H37V263L38 264H54V263H56V264H171L172 262V264H198L199 263V261L202 263L203 261V258H206V261H207V259H209L208 261H209V263H208V261L206 262L205 261V259H204V262L203 263H205V264H218L219 262H218V260H220V259H218L219 257V254H218V252H219V248H218V246L216 247L215 246V242L213 243V241L212 240H208V238L206 239V238H204L205 240H202L201 242H200V244H199V246H197V245H194V244H187V243H185V244H183L181 241H182V239L180 238L181 236H182V234H184L185 233V230H184V220L185 219H183V218H185L186 217V214H187V216L189 215L188 213L193 209L192 208V205L193 206H196L197 207V205H199V203L200 202H213L214 200L212 199V198H210L209 196L207 197V196H205V194L207 193V188H206V186L204 185V183H201L200 181H195L194 180V182H193V178L191 179V183L189 182V184L191 185V188L193 187V191H191L192 189H190V190H188V191H186L187 190V186H186V181H188V180H186L185 181V178L183 179V176H180V178H179V180L178 181H176L175 180V178L177 177H179V176H173V177H170L171 176V174L169 173V170H167L168 168L170 169L171 167L172 168H174V169H177V170H179L180 171V169L182 168V167H180L181 165H180V163H178V162H176V157H180L181 155L182 156H186V155H184V154H187V152H186V149H185V147L184 146H182V145H180V146H182L181 148H179L180 146L178 145H176V143H175V141L172 139V138H170V137H172V136H175V135H177V136H179L180 134H182L183 132L181 131V130H176V131H174V132H167V134H166V132H165V134H164V132H160V130L158 129V128H156L155 126H153L152 125V123L149 121V119L147 120V118H144V116L141 114V113H138V111L137 110H135L134 111V107L132 108V107H128V106H131V103L128 101V100H126V99H124L123 97H122V95H120V97H119V95L118 96H116V95H113L112 93H113V91L112 90H110V89H107L106 87H105V85L102 83V81L101 82H99V83H101V84H99L98 82H97V78H102V77H100V76H102L103 75V78H104V75L106 76V77H109V75L110 76H112L113 74L112 73H110L109 72V70H107V69H102V72H100L99 71V73H97L98 71L95 69V68H93V67H88V68H86L87 66H83V68H80L81 67ZM223 66V67H222ZM226 66V67H225ZM72 67H73V69H72ZM77 67V68H76ZM195 67V68H194ZM197 67V68H196ZM225 67V68H224ZM234 67V68H233ZM56 68V69H55ZM59 68V69H58ZM81 69L80 71H79V69ZM90 68V69H89ZM94 70H92V69ZM228 68V69H227ZM231 68V69H230ZM263 68V69H262ZM6 69V68H5ZM21 69V68H20ZM64 71H63V70ZM82 69H83V72H82ZM213 69V70H212ZM222 69V70H221ZM4 70V69H3ZM12 70V68H8L7 70H4V71H7V72H5L4 73V77H5V74L8 76L9 74H10V72L9 71H11ZM53 70V71H52ZM55 70V71H54ZM57 70V71H56ZM69 70H70V72H69ZM73 70H75V71H73ZM87 70V71H86ZM90 70H92V72L90 71ZM105 70V72H103ZM107 70V71H106ZM203 70V71H202ZM230 70H232V71H230ZM3 71V72H4ZM13 71V70H12ZM12 71H11V73H12ZM18 71V72H17ZM59 71V72H58ZM66 71V72H65ZM76 71H78L77 73H76ZM89 71H90V73H89ZM96 71V73H93V72H95ZM171 71V72H170ZM234 71V72H233ZM3 72L1 71V74H0V79H1V81H0V83L1 82H3V77H2V74H3ZM23 72V73H22ZM27 72V73H26ZM44 72H45V70H44ZM52 72V73H51ZM54 72V73H53ZM56 72H58V73H56ZM62 72H63V74H62ZM65 72V73H64ZM69 72V73H68ZM73 72L75 73L74 75L76 76V74H77V76L76 77H78V78H76L75 76H73ZM86 72H88V73H86ZM205 72V73H204ZM212 72V73H211ZM220 72V73H219ZM230 73V74H228V73ZM232 72H233V74H232ZM24 73H26V74H24ZM50 73V74H49ZM61 73V74H60ZM83 73V74H82ZM91 73H92V77H91ZM102 73V74H101ZM191 73V74H190ZM211 73V74H210ZM216 73V74H215ZM24 74V75H23ZM60 74V75H59ZM80 74V75H79ZM86 74V75H85ZM88 74V75H87ZM94 74H98V77L96 76V75H94ZM240 74V75H239ZM12 74H10V76H6L5 78L7 79V78H9V79H13V75L11 76ZM15 75V74H14ZM49 75V76H48ZM62 75V77L64 78V79H66V80H68L67 82H66V80H64L62 77L60 78V76ZM64 75V76H63ZM66 75V76H65ZM69 75H70V78H68L69 77ZM81 75H83V76H81ZM233 75V76H232ZM238 75V76H237ZM52 76H53V78H52ZM68 76V77H67ZM72 76V77H71ZM85 76V77H84ZM90 76V77H89ZM93 76H94V78H93ZM174 76V77H173ZM207 76V77H206ZM211 76V77H210ZM214 76V77H213ZM221 76V77H220ZM230 76H232V77H230ZM235 76V77H234ZM237 76V77H236ZM243 76V77H242ZM28 77V78H27ZM35 77V78H34ZM89 77V78H88ZM95 77H96V79H95ZM203 79H202V78ZM217 77V78H216ZM252 77H253V79H252ZM14 78V79H15ZM31 79V82L32 83H29V84H27V82H30V79ZM41 78V79H40ZM79 78H80V80H79ZM88 78V79H87ZM92 78V79H91ZM199 78V79H198ZM212 78V79H211ZM224 78V79H223ZM244 78H246V79H244ZM6 79H4L5 80V82H7L8 83V81H6ZM25 79V80H24ZM29 79V80H28ZM34 79V80H33ZM52 79V80H51ZM60 79H62L61 81H59ZM75 79H78V81L76 80L75 81ZM81 79L82 80H87L88 82H90V83H92L93 84V86L94 87H96V88H98L97 90H98V93H99V89H101L100 90V93L101 92H103V93H101V95H97V98H99V99H101V98H103V99H101V100H103V101H105V103L103 102V101H99V99L97 100V99H95V101L94 102H97V103H95V104H97V106L96 107H98V108H95V106H94V111H93V106H89V104L90 103H92L93 105H94V102H90L87 106L84 104V101L81 99L82 97H80V94L81 93H78V92H80V90H81V88H82V86H81V84L80 83H82V81H81ZM94 79V83L95 82H97L100 86H102V85H104V87H103V89L104 90H102V87H100V86H98V85H96V84H94L93 82H92V80ZM225 79H227V80H225ZM234 79V80H233ZM255 79V80H254ZM28 80V81H27ZM54 80V81H53ZM71 80L72 81H74L73 83L71 82ZM90 80V81H89ZM199 80V81H198ZM233 80V81H232ZM9 81H11V80H9ZM41 81V82H40ZM43 81V82H42ZM45 81V82H44ZM51 81H53L52 83H51ZM64 81V82H63ZM70 81V82H69ZM104 81V80H103ZM169 81V82H168ZM209 81V82H208ZM211 81V82H210ZM226 81V82H225ZM232 81V82H231ZM35 82V83H34ZM38 82V83H37ZM46 82H48V84H46ZM49 82H50V84L52 85H49ZM61 82V83H60ZM77 82V83H76ZM173 82H175V83H173ZM202 82V83H201ZM228 82H229V84H228ZM234 82V83H233ZM34 83V84H33ZM55 83V84H54ZM59 83V84H58ZM62 83H65V84H62ZM71 83H72V85H71ZM196 83V84H195ZM200 83V84H199ZM233 83V84H232ZM10 84V83H9ZM16 84V83H15ZM38 86H37V85ZM70 84V85H69ZM91 84V85H92ZM198 84V85H197ZM214 84V85H213ZM32 85V86H31ZM39 85H41V87L39 86ZM60 85V86H59ZM69 85V86H68ZM78 85V86H77ZM96 85V86H95ZM183 85H185V86H183ZM196 85V86H195ZM202 85V86H201ZM218 85V86H217ZM49 86V87H48ZM63 86H65V87H63ZM76 88H75V87ZM92 86V87H93ZM199 86V87H198ZM209 86V87H208ZM223 86V87H222ZM33 88V90H32V88ZM44 87H46V88H44ZM58 87V88H57ZM59 87H60V89H59ZM69 89H68V88ZM78 87V88H77ZM81 87V88H80ZM184 87V88H183ZM189 87V88H188ZM202 87V88H201ZM44 88V89H43ZM186 88V89H185ZM200 88V89H199ZM211 88V89H210ZM217 88V89H216ZM36 91H35V90ZM52 89V90H51ZM66 89H68V90H66ZM74 89V90H73ZM190 89V90H189ZM223 89V90H222ZM40 90H42L41 92H40ZM46 90V91H45ZM50 90H51V92H50ZM59 90V91H58ZM64 90V91H63ZM76 90H78V91H76ZM111 92H110V91ZM194 90V91H193ZM197 90V91H196ZM7 91V92H8ZM32 91H34V92H32ZM66 91H69L68 93H66ZM71 91H72V93L74 92V94L73 95H71ZM178 91V92H177ZM20 92V91H19ZM32 92V93H31ZM37 92H38V94H37ZM43 92V93H42ZM60 92V93H59ZM64 92V93H63ZM110 92V93H109ZM219 92V93H218ZM5 93V92H4ZM47 93V94H46ZM63 93V94H62ZM200 93V94H199ZM202 93V94H201ZM8 94V93H7ZM19 96H18V95ZM41 94H43V97H42V95ZM58 94H59V96H58ZM102 94H105V95H103L102 96ZM106 94H107V97H106ZM191 94V95H190ZM6 95V94H5ZM41 95V96H40ZM54 95V96H53ZM62 95H64V96H62ZM184 95V96H183ZM4 96V95H3ZM16 96H18L19 98H17ZM36 96H38L39 98H40V101H39V99H38V97H36ZM55 96H58V98L57 97H55ZM62 96V97H61ZM78 97V98H76V97ZM216 96V97H215ZM35 97V98H34ZM111 97V98H110ZM117 97V98H116ZM11 98V99H10ZM32 98V99H31ZM46 98V99H45ZM54 98V99H53ZM56 98V99H55ZM62 98V99H61ZM71 98V99H70ZM73 98H74V102H73ZM77 100H76V99ZM106 98V99H105ZM107 98H108V100H107ZM118 98L120 99L119 101H118ZM182 98V99H181ZM192 98V99H191ZM203 98H205V99H203ZM29 99H31V101H32V103H31V101L29 100ZM50 99V100H49ZM112 99V100H111ZM184 99V100H183ZM186 99V100H185ZM208 99V100H207ZM2 100V99H1ZM34 100V101H33ZM55 100V101H54ZM58 102H57V101ZM82 100V103L84 104V105H81L82 103H79L80 101ZM110 100H111V102L112 103H110ZM207 100V101H206ZM218 100V101H217ZM24 101V102H23ZM29 101V102H28ZM52 101H54V102H52ZM59 101H60V105L58 104L59 103ZM67 101V102H66ZM79 101V102H78ZM125 101V102H124ZM183 101V102H182ZM4 102V101H3ZM11 102V101H10ZM36 102V103H35ZM42 102V103H41ZM61 102H64L63 104L61 103ZM65 102H66V104H65ZM71 102V103H70ZM77 102V103H76ZM117 102H119V103H117ZM122 102V103H121ZM188 102V103H187ZM204 102V103H203ZM218 102V103H217ZM5 103V102H4ZM23 103V104H22ZM31 103V104H30ZM40 103H41V105H40ZM47 103V104H46ZM49 103V104H48ZM50 103H52L51 105H50ZM99 103H101V105L99 104ZM110 103V104H109ZM127 103H128V105H127ZM174 103V105H172ZM203 103V104H202ZM205 103H207V104H210V105H205L204 106V104ZM217 103V104H216ZM6 104V103H5ZM5 104H4V108H6V110H8L7 109V107H5ZM9 104V103H8ZM9 104V105H10ZM17 104V103H16ZM30 104V105H29ZM33 104L35 105V106H38L39 108H35V110H32V107L34 108L35 106H33ZM57 104V105H56ZM68 104V105H67ZM72 104H73V106H72ZM74 104H76V108H75V106H74ZM105 104V105H104ZM113 104V105H112ZM119 104H120V106H119ZM125 104V105H124ZM3 105V104H2ZM9 105H7V106H9ZM18 105V104H17ZM25 107H24V106ZM45 105H46V107H45ZM50 107H52V108H50ZM59 106L58 108H57V110L59 111V114L56 116V120H58V122L60 121V119H61V121H64V123L63 122H59V124H61V125H64V127H61V129H60V126L61 125H58V122L56 121V120H54L53 122H51V120H49L48 119V117H50L49 115H52V111H54L56 108H53V106ZM62 105H63V107H65V108H69V109H71V111L73 110L72 109V107L73 108H75L74 110L76 111H74L75 113H76V115H77V117H79L80 116V119L79 118H77V119H79L80 120V122H78V120L76 119V118H74L71 114H69L68 112H67V109H66V111H64L65 109L62 107ZM69 105H70V107H69ZM77 105H78V107H77ZM103 105V106H102ZM111 105V106H110ZM116 105V106H115ZM185 105V106H184ZM211 105H212V107H211ZM216 105V106H215ZM218 105V106H217ZM221 105V108L219 107ZM22 106V107H21ZM44 106V107H43ZM54 106V107H55ZM83 106L86 108H83ZM100 106V107H99ZM102 106V107H101ZM106 106H108L107 107V109L105 108ZM114 106V107H113ZM125 107V109H126V112H130L129 114L127 113H125V109H123L124 107ZM202 106V107H201ZM10 107V106H9ZM8 107V108H9ZM29 107H30V109H29ZM40 107H43V110H42V108H40ZM63 109H62V108ZM84 110V112H83V110L81 109V108ZM90 107H92L91 109H90ZM109 107H111V109H109ZM118 109H117V108ZM183 107V108H182ZM193 107H194V109H193ZM209 107V108H208ZM218 107H219V109H218ZM19 108V109H18ZM20 108H23V110H21ZM25 108V109H24ZM48 108V109H47ZM90 109V111H89V109ZM99 108H102L101 109V111L99 110ZM182 108V109H181ZM38 109L40 110V111H38ZM44 109H46V110H44ZM50 109V110H49ZM62 109V110H61ZM95 109H96V111H95ZM98 109V110H97ZM114 109V110H113ZM128 109H133V110H129V111H127ZM177 109V110H176ZM179 109V110H178ZM215 109H217L216 110V112L214 111ZM222 109V110H221ZM5 110V109H4ZM15 110V109H14ZM25 110H26V112H25ZM31 110H32V112H31ZM78 110L80 111V113H81V115H80V113L78 112ZM86 110H88L87 111V113H89L90 115H91V117H92V115L94 114L96 117H92V119H93V121H92V119H91V117L89 118L88 117V114L87 113H85L86 112ZM110 110V111H109ZM120 112H124V113H119V111ZM193 110V111H192ZM194 110H196V111H194ZM203 110V111H202ZM211 110V111H210ZM212 110L215 112V114H213L214 112H212ZM219 110V111H218ZM221 110V111H220ZM21 111L23 112H25V114L24 113H21ZM45 111V112H44ZM51 111V112H50ZM58 111H56L55 113L57 114V112ZM65 112V113H63V112ZM100 111V112H99ZM102 111H104V112H102ZM106 111H108L107 112V114L109 115V117H107L108 115L106 114ZM111 111H113L112 113H111ZM132 111H134V112H132ZM137 111V112H136ZM207 111V112H206ZM219 113H218V112ZM15 112V111H14ZM39 112V113H38ZM50 112V113H49ZM83 112V113H82ZM94 112V113H93ZM97 112V113H96ZM99 112V113H98ZM185 112V113H184ZM195 112V113H194ZM200 112V113H199ZM211 112V113H210ZM21 113V114H20ZM54 113V114H55ZM62 113L65 115V116H67V114H68V116L67 117H64V115H62ZM105 113V114H104ZM115 113V114H114ZM118 113V114H117ZM136 113H138V118H137V114ZM194 113V114H193ZM216 113H217V115H216ZM11 114H12V112H11ZM15 114H12V115H15ZM45 114V115H44ZM85 115V117H83L84 115ZM97 114V115H96ZM102 114V115H101ZM120 114V115H119ZM121 114H124V116H122ZM132 114V115H131ZM136 116V117H134V115ZM199 114V115H198ZM212 114V115H211ZM226 116H225V115ZM10 116V117H8V118H13V120L15 121V119L17 118L19 121H21V119H20V117L18 118V117H16L15 116V119H14V117L13 116ZM28 115V116H27ZM32 117L33 115V117L32 118H30V116ZM47 115V116H46ZM93 115V116H94ZM110 115H113V117L111 116L110 117ZM117 117H115V116ZM140 115H142V117L140 116ZM216 115V116H215ZM46 116V117H45ZM59 116V117H58ZM91 120H89V119H87V117ZM101 116V117H100ZM121 116V117H120ZM126 116V117H125ZM128 116H130V117H128ZM131 116H133V117H131ZM140 116V117H139ZM182 116V117H183ZM221 116V115H220ZM63 117H64V119H63ZM68 117L71 119V120H75V122L73 123V121L71 122V121H69L68 120ZM72 117H73V119H72ZM83 117V120L81 119ZM102 117H103V119H102ZM123 117H125V119L123 118ZM4 118V117H3ZM45 118V119H44ZM58 118V119H57ZM60 118V119H59ZM84 118H86V119H84ZM99 120H98V119ZM112 118V119H111ZM119 118V119H118ZM128 118V119H127ZM132 118V119H131ZM137 118V119H136ZM140 118H143V119H145V120H140ZM231 118V119H230ZM95 119H97V120H95ZM108 119V120H107ZM111 119V120H110ZM118 121H117V120ZM127 119V120H126ZM214 119V120H213ZM44 120V121H43ZM46 120H47V122H46ZM76 120H77V122H78V124L80 125L79 127H78V125L76 124L77 122H76ZM82 120V121H81ZM102 120V121H101ZM107 120V121H106ZM115 120V121H114ZM123 120V121H122ZM126 120V121H125ZM128 120H131V121H129V122H127ZM137 120V121H136ZM140 120V122H138ZM226 120V119H225ZM245 120V121H244ZM17 121V120H16ZM52 123H50V122ZM65 121H68V122H70L69 124H68V122L66 123ZM96 121V122H95ZM105 121L107 122L106 124H104L105 123ZM117 124V126H116V124H114V122ZM132 121H133V123H134V127H133V123H132ZM144 121L146 122V123H144ZM149 121V122H148ZM229 121L231 122V123H229ZM242 121V122H241ZM23 124L25 123L24 121H21ZM26 122V123H27ZM32 122V124H26L27 125V129H26V126H25V128L24 129H26L24 132H22V130L21 131H19L20 129L19 128H23V126L25 125H22V123H19V124H21L20 126H17L18 128H16V131H19V133L21 132V133H23L22 135H24V137H26L27 135V132H28V134L30 133V130H31V126L34 124ZM45 123V126H44V123ZM49 122V124H50V126L48 127V125L49 124H47ZM54 122H55V124H57V126L54 124ZM100 124H99V123ZM120 122V123H119ZM138 122V123H137ZM144 123V124H142V123ZM214 122V123H213ZM17 123V122H16ZM16 123H14V124H16ZM18 123L16 124V125H18ZM63 123V124H62ZM85 122L83 121V124H84ZM86 123H87V121H86ZM98 123V124H97ZM132 123V124H131ZM141 123V124H140ZM232 123H234V126H233V133H232ZM43 124V125H42ZM47 124V125H46ZM54 124V126H52ZM67 124V125H66ZM73 124V125H72ZM77 125V127H76V125ZM90 124V125H91ZM102 124V125H101ZM108 124V125H107ZM110 124L113 126H111L110 127ZM124 124V125H123ZM149 124H151V127H152V130H153V132L154 131H156V135H155V132L152 134V132H149V130L151 131V127H150V125ZM231 124V125H230ZM74 125H75V127H74ZM95 125V126H94ZM139 125V126H138ZM144 125V126H143ZM145 125H146V127H145ZM148 125V126H147ZM225 125V126H226ZM237 125V126H236ZM11 126H14L15 127V125H11ZM48 127L47 128V131H46V129H45V127ZM51 126H52V128L53 129H51ZM68 126V127H67ZM104 126V127H103ZM109 126V127H108ZM231 126V128L229 129V127ZM14 127H12L14 130H15V128ZM32 127V129H34ZM55 127H56V130H55ZM68 128V129H62V128ZM72 127V129H69V128H71ZM103 127V128H102ZM108 127V128H107ZM121 127V128H120ZM137 127H139L138 129H137ZM150 127V128H149ZM252 127V128H251ZM8 128V127H7ZM29 128V129H28ZM38 128V129H37ZM43 128V129H42ZM58 128V129H57ZM105 128H106V130H105ZM154 128H156V130L154 129ZM216 128V129H215ZM215 128L213 127H211L210 129H211V133L209 132L208 133V140H209V143H211V145H217L218 143H220L219 142V140L220 139H218L215 135H214V130H216V131H219V128L217 127V126H215ZM260 128V129H259ZM11 129V128H10ZM12 129V130H13ZM17 129H19V130H17ZM23 129V130H24ZM44 129H45V131H44ZM49 129V130H48ZM61 131H60V130ZM73 129H77V131H72ZM125 131H124V130ZM127 129H128V131H127ZM149 129V130H148ZM240 129H238L239 131V133L241 132V130ZM249 129V130H250ZM4 130H6V132H3V133H8L7 132V129H4ZM9 130V129H8ZM12 130H10V132L9 133H11V131ZM51 130V131H50ZM62 130H64V131H62ZM65 130H66V132H67V130H68V132L67 133H63V132H65ZM70 130V131H69ZM100 130V131H99ZM103 130H105V132L104 133H102L101 131H103ZM115 130V131H114ZM121 130V131H120ZM132 130V131H131ZM144 130V131H143ZM146 130V131H145ZM157 130H158V132H157ZM213 130V131H212ZM228 130H230V131H228ZM35 131V132H34ZM56 131H60V132H62V134H63V136L61 135V137H60V135L56 132ZM117 131V132H116ZM127 131V132H126ZM180 131V132H179ZM184 131V133H185V130H183ZM228 131V132H227ZM13 132H15V131H12V134H9V136H8V139L7 138H5V139H7V140H10V141H6V143H7V145L10 143V142H13V140L11 141V139L10 138H12L13 137V139H15L14 138V136H10V135H13ZM31 132V133H32ZM41 132H42V135H40L41 134ZM51 132H53L52 134H51ZM56 132V136H55V133ZM114 132V133H113ZM119 132V134H117ZM127 133V134H129L128 135V137H127V140H126V138H124L123 136H125L123 133ZM148 132V133H147ZM227 132V133H226ZM26 133V134H25ZM44 133H45V135H44ZM50 133V134H49ZM73 133H74V135H73ZM102 133V134H101ZM121 133V134H120ZM125 133V134H126ZM132 133H133V135L137 138V139H135V137L133 136L132 137V139L130 138L129 139V136L131 137V135H132ZM176 133V134H175ZM235 133H237L236 131H235ZM15 134H17V132L15 133ZM47 134V135H46ZM54 134V135H53ZM66 136H65V135ZM68 134V135H67ZM122 134H123V136H122ZM126 134V135H127ZM137 134V135H136ZM146 134V135H145ZM147 134L149 135V136H147ZM157 134H160L159 136L157 135ZM174 134V135H173ZM224 134V135H223ZM19 135V134H18ZM18 135H16L17 137H18ZM30 135V134H29ZM33 135V134H32ZM37 135V134H36ZM46 137V136H50V137H48L50 140H48V138H45L44 136ZM52 135V136H51ZM98 135V136H97ZM99 135H102V136H99ZM121 135V136H120ZM154 136V138H153V136ZM164 135V136H163ZM166 135V136H165ZM168 135H169V138L167 139V137H168ZM171 135V136H170ZM213 137H212V136ZM236 135H238V133L236 134ZM4 136V135H3ZM6 136V135H5ZM4 136V137H5ZM6 136V137H7ZM20 136V135H19ZM53 136H55L56 137V140L54 139L55 137H53ZM67 136H69L68 138V140H66L67 138H65V137H67ZM73 136V137H72ZM141 136V137H140ZM158 136V137H157ZM228 136V137H227ZM234 136H235V134H234ZM10 137V138H9ZM16 137V138H17ZM21 137L23 138V136H20V137H18V139L20 140L21 139ZM28 137V136H27ZM26 137V138H27ZM43 137V138H42ZM51 137H52V143H51V145H50V142H51ZM57 137H59L58 139H59V141L60 142H62L63 143V141H65V143H66V141H67V147H66V145L64 146V144L65 143H63V144H61L59 141H58V139H57ZM62 137H64L65 138V140L62 138ZM70 137H72V138H70ZM117 137H119V138H117ZM126 137V136H125ZM156 137V138H155ZM161 137V138H160ZM165 137V138H164ZM261 135H260V137H257L256 139H258L259 141H262L263 142V144L261 145V147H263L264 148V138H262L261 139ZM43 140H42V139ZM45 138V139H44ZM138 138H140V139H138ZM142 138H143V140H142ZM261 140H260V139ZM2 140H5L4 138H1ZM17 139V140H18ZM25 138H23V141L25 142V140H24ZM110 139V140H109ZM120 139V140H119ZM128 139L131 141H133V143L135 142V140L137 141V140H139V141H137L138 143L140 142V148H138L139 147V145H138V143H134L133 145H138V146H133V147H131L132 149H134V150H129L128 148L132 145L131 144V142H129L131 145L129 146L128 145ZM158 139V140H157ZM163 141H162V140ZM165 139V140H164ZM167 139V140H166ZM171 139V140H170ZM216 139H218V140H216ZM221 139V140H222ZM230 139H229V141H230ZM22 140V139H21ZM20 140V141H21ZM30 140V139H29ZM28 140V138H27V140L26 141H29ZM48 140V141H47ZM99 140L101 141V142H99ZM125 140H126V144H125V148H124V146H122V145H124V143H125ZM153 140V141H152ZM169 140V141H168ZM212 140V141H211ZM257 140V141H258ZM16 141V140H15ZM20 141H16V143H19ZM23 141L22 142H20V143H23ZM50 141V142H49ZM53 141H55L54 143H53ZM70 141V142H69ZM151 141H152V143H151ZM161 141H162V143H161ZM217 141V142H216ZM258 141V142H259ZM1 142V141H0ZM4 142V141H3ZM3 142H1L0 144H2ZM30 142V141H29ZM29 142H27L28 144H29ZM39 142V143H38ZM58 142H59V144H58ZM123 142V143H122ZM141 142H143L142 143V145H141ZM156 144H155V143ZM164 142V143H163ZM14 143V142H13ZM13 143H11L9 146L11 147L12 146V144ZM15 143V144H16ZM19 143V145H21ZM49 145V146H47V144ZM70 144V146H69V144ZM98 143V144H97ZM122 143V144H121ZM145 143V144H144ZM161 143V144H160ZM166 143L168 144V145H166ZM174 143V144H173ZM5 143H3L2 145H4ZM15 144H13V147L14 148H11V150L9 149V153H10V151H14V152H11V154H10V156L13 158V156H19V157H16L14 160H17V161H19L20 160V164H18V165H21V163L23 162V160L21 161V159H24L23 158V153H24V150H25V152H26V148L24 149V146H26L27 147V144L26 143H23L22 145L23 146H19V145H15ZM24 144H26V145H24ZM41 144H42V146H41ZM46 144V145H45ZM52 144H54L53 146H52ZM104 145V146H102V147H105V146H108V145ZM152 144V145H151ZM163 144V145H162ZM261 144V143H260ZM61 145H63V147H66V149H64ZM75 145H77V142L75 141ZM93 145V149H94V147L98 150V149H101V146H100V148H99V146H94ZM118 145V146H117ZM127 145L129 146L128 148H127ZM145 145V146H144ZM148 147H147V146ZM161 145V146H160ZM174 147H173V146ZM5 147H9V146H6V145H4ZM18 146V147H17ZM40 146V148H38ZM52 146V147H51ZM58 146H61V148L60 147H58ZM112 146V147H111ZM114 146H116V148H113ZM142 146V147H141ZM149 146H151L150 148H149ZM167 146V147H166ZM2 147V146H1ZM3 148V149H6V148ZM21 147V148H20ZM23 147V148H22ZM49 147H51V148H49ZM56 147L53 149L54 151L56 150ZM91 147H92V145L90 146V151H91ZM135 147H137L136 148V150L138 151H136L135 150ZM152 147H153V149H152ZM158 147V148H157ZM176 147V148H175ZM21 150H20V149ZM42 148V149H41ZM43 148H45V149H43ZM49 148V149H48ZM128 149V151H127V149ZM149 148V149H148ZM157 148V149H156ZM2 149V148H1ZM0 149V150H1ZM13 149V150H12ZM14 149H17V151H18V149H19V153H20V151L22 152V155H19V153L16 155V150H14ZM40 149V150H39ZM48 149V150H47ZM122 149V150H121ZM146 151H145V150ZM147 149H148V151L149 152H151V154H149V152L147 153ZM155 149L157 150L156 152H155ZM163 149V150H162ZM164 149H166V150H164ZM168 149H170L169 151H168ZM45 150H47V152L45 151ZM140 150H142V152L140 151ZM144 150V151H143ZM154 150V151H153ZM5 151V150H4ZM3 151V152H4ZM6 151V152H7ZM42 151V152H41ZM52 151V150H51ZM94 151V150H93ZM131 151H132V153H133V155H132V157H131V155L129 154L128 155V153H131ZM139 151H140V154H139ZM159 151V152H158ZM163 151V152H162ZM174 152V154H173V152L172 153H168V152ZM0 152H2V150L0 151ZM7 152V153H8ZM41 152V153H40ZM55 152V153H56ZM136 154H135V153ZM153 152V153H152ZM6 153V154H7ZM12 153L14 154L15 153V155H13L12 156ZM45 155H44V154ZM131 153V154H132ZM147 153V154H146ZM158 153V154H157ZM162 153V154H161ZM166 154V156H165V154ZM180 153V155H177V154H179ZM5 154V155H6ZM121 154H123V152L121 153ZM143 154H144V159L147 161H145L144 159H143ZM168 154V155H167ZM170 154V155H169ZM174 155V156H172V155ZM30 155V156H31ZM34 155H35V157H34ZM41 155V156H40ZM50 155H52L53 157L51 158V156ZM88 155V154H87ZM135 155V156H134ZM140 155V156H139ZM151 155V156H150ZM161 156V157H159V156ZM165 156V158H162V156ZM264 155V154H263ZM0 156H3L2 154L0 155ZM20 156H22L21 157V159H20ZM45 156V157H44ZM48 156H50V158L48 157ZM137 156V157H136ZM155 156V157H154ZM163 156V157H164ZM7 157V156H6ZM6 157H4L5 159H6ZM44 157V158H43ZM81 157H83V158H81ZM88 157V159H86V158ZM117 157H119V158H117ZM134 157H135V160H134ZM140 157H142V159L140 158ZM147 157V158H146ZM172 157H174V158H172ZM261 158L263 157L262 155L260 156ZM34 158V159H33ZM36 158V159H35ZM37 158H38V160H37ZM74 160H76L77 158H79L78 156H74ZM132 158V159H131ZM260 158V159H261ZM39 159H40V161H39ZM52 159V160H51ZM117 159H118V162H117ZM130 159V160H129ZM156 159V160H155ZM164 159V160H163ZM171 159H172V162H171ZM258 159V161H261L263 164H261V162H258V161H256L255 163H256V166H258L257 164L258 163H260L259 164V166H261V167H259V169H261V170H259V169H257V170H259L260 171V173H264V169H262V168H264V158H263V160L261 159ZM2 160V159H1ZM14 160H12V161H14ZM31 160V161H30ZM49 160H51L50 162H49ZM78 160V159H77ZM133 160V161H132ZM141 160V161H140ZM144 160V161H143ZM149 160V161H148ZM161 160V161H160ZM4 162H5V160H3ZM17 161H15V162H17ZM37 161V162H36ZM46 161V162H47ZM138 163L139 161V163H141V164H137L136 162ZM160 161V162H159ZM163 161V163L165 162V165L163 166L162 164L163 163H161ZM175 161V162H174ZM30 162V163H29ZM75 162V163H74ZM83 162V161H82ZM126 162V163H125ZM129 162L131 163L130 165H129ZM142 162H144V163H142ZM150 162V163H149ZM157 162V163H156ZM158 162H159V164H158ZM17 163H19V162H17ZM17 163H16V165H17ZM146 163L147 164H149V165H146ZM173 163V164H172ZM1 164H3V162L1 163ZM5 164H6V162H5ZM5 164H3V166L5 165ZM33 164V165H34ZM44 164L45 165H47L45 162H44ZM112 164V167H114V169H117V166L118 165H113ZM124 164H123V166H124ZM135 164V166H133ZM137 164V165H136ZM152 164H154V165H152ZM172 164V165H171ZM179 164V165H178ZM15 165V164H14ZM15 165V166H16ZM36 165V164H35ZM132 165V166H131ZM175 165H176V167H175ZM52 166V167H51ZM139 166V168H137ZM152 166V167H151ZM169 166V167H168ZM6 167V166H5ZM19 167V166H18ZM54 167V168H53ZM127 167V168H126ZM150 167H151V170H150ZM168 167V168H167ZM33 168V167H32ZM30 169V170H33V169ZM49 168V167H48ZM78 168V169H77ZM131 168V169H130ZM137 168V169H136ZM141 168H142V170H141ZM145 168V169H144ZM154 168L156 169V171L154 170ZM162 168V169H161ZM16 169H18V168H16ZM39 169H41V170H39ZM84 169V168H83ZM139 169V170H138ZM3 170H6V169H4L3 168ZM55 171V172H53V171ZM136 170V171H135ZM138 170V171H137ZM147 170V171H146ZM154 170V171H153ZM162 170V171H161ZM22 171V172H23ZM42 173H41V172ZM44 171H47V173H48V175H49V173L51 174V173H56L57 175L56 176H52V175H50V180L51 181H53V180H59V181H56V184H53L54 186H50L51 184H45V183H48V182H46V181H49L48 179H49V177H47V173H46V176H45V174H44ZM65 171H67V172H65ZM132 171H134V173L132 172ZM152 171V172H151ZM262 171V172H261ZM9 173V175H7L8 173ZM35 172H36V174H35ZM40 172V174H38ZM65 172V173H64ZM78 172V171H77ZM129 172H131V173H129ZM148 172V173H147ZM151 172V173H150ZM157 172V173H156ZM12 173H13V171H12ZM67 173H69L68 175L69 176H66V174ZM128 173V174H127ZM137 173V174H136ZM138 173H140V175L138 174ZM143 173V174H142ZM169 173V174H168ZM16 174V173H15ZM37 177V176H41V177H38L39 179H42V177H43V174H44V179H42V180H39V179H37V180H39V181H37V183L39 182V183H41V181H43L42 183H44V185L47 187V186H49V188L51 189H49L48 187V189L47 188H45V187H43L44 185L41 183V184H39V186H38V184H37V186L39 187V188H41V189H39V188H36V179H35V177H32V176H34V175ZM38 174V175H37ZM53 174V175H54ZM65 174V175H64ZM118 174V176H120V177H118V176H116ZM164 174H167V175H164ZM77 175V176H76ZM156 175V176H155ZM159 175V176H158ZM1 176V175H0ZM5 176V177H6ZM18 176V175H17ZM25 176V177H24ZM54 177V178H52V177ZM114 176H116V177H114ZM32 178V180H31V178ZM67 177H69L70 179H68ZM85 177V176H84ZM122 177V178H121ZM135 179L134 181H133V178ZM166 177V178H165ZM175 177V178H174ZM1 178V177H0ZM35 180H34V179ZM45 178H47L46 180H45ZM67 178V179H66ZM131 178V179H130ZM139 178H140V181H139ZM149 178V179H148ZM174 180H173V179ZM5 178H3V180H4ZM6 179V180H7ZM53 179V180H52ZM76 179V180H77ZM119 179V180H118ZM122 179V181H120ZM151 179V180H150ZM25 180H26V182H25ZM138 180V181H137ZM159 180V181H158ZM0 181H2V178L0 179ZM16 181V182H15ZM28 181V182H27ZM50 181V182H51ZM61 181V182H60ZM133 181V182H132ZM174 181V182H173ZM183 181V183H181ZM185 181V182H184ZM229 181H230V178H229ZM232 181V180H231ZM231 181L229 182V183H231ZM14 182V183H13ZM57 182H58V186H57ZM60 182V183H59ZM121 182H122V184H121ZM161 182H163V183H161ZM168 182V183H167ZM172 182V183H171ZM177 182H179L178 184H177ZM199 182V183H198ZM227 182H228V180H227ZM3 183H4V181H3ZM4 183V184H5ZM27 183V184H26ZM79 183V182H78ZM82 183V182H81ZM134 183H135V185H134ZM156 183V184H155ZM161 183V184H160ZM174 183V184H173ZM113 184V183H112ZM120 184H121V186H120ZM145 184V185H144ZM149 186H148V185ZM181 184H183L182 186H181ZM188 184V183H187ZM192 184H194L193 186H192ZM199 184H201V185H199ZM25 185H27L26 186V188H23ZM30 185V186H29ZM35 185V186H34ZM43 185V186H42ZM56 185V186H55ZM59 185H60V187H59ZM130 185H132V186H130ZM143 185V186H142ZM167 185V186H166ZM171 185V186H170ZM197 185V186H196ZM203 185V186H202ZM41 186V187H40ZM82 186H84V187H82ZM155 186H157L156 188H155ZM174 186V187H173ZM186 186V187H185ZM200 186V187H199ZM232 186V185H231ZM1 187V186H0ZM2 187V188H3ZM20 187V188H19ZM28 187V188H27ZM33 187V188H32ZM54 187H57L58 189H60L61 190V188H62V190L60 191H56V189L57 188H55L54 190H53V188ZM80 187H81V189H80ZM132 187V188H131ZM134 187V188H133ZM138 187V188H137ZM142 187V188H141ZM152 187V188H151ZM161 187V188H160ZM171 187V188H170ZM180 187V188H179ZM183 187H185V188H183ZM246 187H248V186H246ZM246 187H244V188H242L241 190H237V189H239V188H235L236 190H237V192L236 193H233V194H237L236 196H234L233 194H232V197H231V195L229 196V195H224V194H222V197H221V195H220V197L218 196V202H220L219 204H221L224 208H227L226 210H228V213L230 214V216H232L233 215V217H235L236 215H238V216H236V219H240V218H242L243 220H241V221H245L246 219H244L243 217H247L252 211H258V214H260V211H261V213H262V218H259V219H261L260 221H262V222H259L260 224L261 223H263V230H264V218H263V212H264V210H262V208L264 209V192H261L260 190H258V189H255V187L253 188L252 186L250 187V185H249V187H248V189L246 188ZM2 188H0V190H2ZM24 190H23V189ZM43 188H44V190L46 189V193H47V191L48 192H52V193H50L51 195L50 196H53V195H55V196H53V197H56V199L55 198H53V199H55V200H53V199H51L50 198V196H48V194H47V196H46V194H44V193H40V192H42V190H43ZM84 188V189H83ZM126 188V189H125ZM140 188H141V190H140ZM177 190H176V189ZM183 188V189H182ZM195 188V189H194ZM246 188V189H245ZM250 188V189H249ZM17 189H19L18 191H17ZM21 189V190H20ZM30 189V190H29ZM37 189L40 191V192H37ZM57 189V190H58ZM86 189V190H85ZM143 189V190H142ZM164 189V190H163ZM174 189V190H173ZM243 189H245V191H244V193H243ZM15 190V191H14ZM33 190V191H32ZM50 190V191H49ZM115 190H117V191H115ZM119 190V191H118ZM121 190H123L124 192H129L130 194H131V192H132V194L129 196L128 194L127 195H125L124 193H123V191H121ZM138 190V191H137ZM152 190V191H151ZM157 190V191H156ZM160 190V191H159ZM180 190V191H179ZM181 190H183V191H181ZM250 190V191H249ZM20 191V193L18 194V192ZM26 191V192H25ZM111 191V190H110ZM146 191V192H145ZM148 191V192H147ZM169 191H170V193H169ZM175 191H179V194H177L178 192H175ZM264 191V190H263ZM15 192V194H12V193H14ZM33 192V193H32ZM37 192V193H36ZM53 192L55 193H57V192H59L58 193V195L59 196H57V194L55 193V194H53ZM82 193L83 192V194L81 195L80 193ZM117 192V193H116ZM138 192V193H137ZM154 192V193H153ZM186 192H187V194H186ZM190 192H192V193H190ZM201 192V193H200ZM9 193H11V195L9 194ZM26 193V194H25ZM38 193H40V196H42V197H44V196H46V198L44 197V198H41V197H39L38 196ZM120 193V194H119ZM123 193V194H122ZM144 193V194H143ZM152 193V194H151ZM165 193H166V195H168V196H166L165 195ZM172 193V194H171ZM175 193V194H174ZM253 195H252V194ZM260 193H261V195H260ZM21 194V195H20ZM37 196H35V195ZM43 194V195H42ZM86 194H88V193H86ZM86 194H85V196H86ZM117 194H119L120 196H122L123 195V197H125V196H127V197H125L126 199H122V200H120V198H119V196H117ZM155 194V195H154ZM170 194V195H169ZM185 194V195H184ZM190 194V195H189ZM250 194V195H249ZM80 195V196H79ZM195 195H197V196H195ZM10 196H11V198H10ZM19 198H18V197ZM26 196V197H25ZM30 196V197H29ZM33 196V197H32ZM129 196V197H128ZM144 196V197H143ZM147 196V197H146ZM171 198H170V197ZM182 196H184V197H182ZM189 196V198H187ZM192 196H193V199H192ZM195 196V197H194ZM201 198H200V197ZM243 196V197H242ZM13 197V198H12ZM16 197V198H15ZM23 198V200H22V198ZM35 197V198H34ZM47 197H49L50 199H48ZM77 197V196H76ZM175 197V198H174ZM179 197V198H178ZM231 197V198H230ZM26 198H31V199H26ZM32 198L34 199L33 201H35V203L37 202V200H38V202L39 201H41V203H45V204H48V205H45V204H41L40 202H39V204H41V205H39L38 204V202L36 203L37 205H39L40 207H38V206H36L38 209L40 208V209H42L43 207L45 208L46 206V208L43 210L42 209V211H40L41 213H43L44 211H46L47 210V212H48V214H50L48 217H47V212H45V213H43V214H45L44 216H43V214H41V213H39V215H36V214H34V213H37L38 211H36V212H34L35 210H36V207H35V205L36 204H31V200H32ZM117 198H119V200L117 199ZM195 198V199H194ZM199 198V199H198ZM205 198V199H204ZM206 198H207V201H206ZM223 198V199H222ZM238 198V199H237ZM1 199H0V201H1ZM21 199V202H19V200ZM41 199V200H40ZM44 199V200H43ZM136 199V200H135ZM138 199V200H137ZM145 199V200H144ZM164 199V200H163ZM166 199H167V201H166ZM171 199V200H170ZM179 200V202H178V200ZM181 199V200H180ZM186 199V200H185ZM189 199V200H188ZM201 199V200H200ZM210 199H212L211 201H210ZM230 199V200H229ZM233 199H234V201H233ZM43 200V201H42ZM46 200H47V202H46ZM48 200H50L51 201V203H53V204H50L49 202H48ZM53 200V201H52ZM129 202H128V201ZM132 200V201H131ZM142 200V201H141ZM170 200V201H169ZM176 200H177V202H176ZM224 200V201H223ZM241 200V201H240ZM246 200L248 201L246 204H245V202H246ZM17 201V202H16ZM24 201H25V203H26V201L27 202H29L31 205H32V207L34 206L35 207V210H33V209H29V208H32L30 205H29V203L27 204H25L24 203ZM45 201V202H44ZM136 201V202H135ZM169 201V202H168ZM173 201V202H172ZM187 201V202H186ZM192 201H194V202H192ZM222 201V202H221ZM226 201V202H225ZM229 201V202H228ZM245 201V202H244ZM5 202V201H4ZM14 202H12V203H14ZM83 204H82V203ZM119 202V203H118ZM131 202L133 203V204H131ZM138 202V203H137ZM176 202V203H175ZM181 202V203H180ZM253 202V203H252ZM10 203V204H9ZM77 203V204H76ZM94 204V207H93V204ZM124 205H123V204ZM135 203V204H134ZM141 203V204H140ZM176 205H175V204ZM178 203V204H177ZM228 203V204H227ZM240 203V204H239ZM3 204V205H2ZM18 204V205H19ZM77 205V206H75V205ZM80 204V205H79ZM101 204H102V206H104L103 208H102V206H101ZM109 206H108V205ZM131 204V205H130ZM172 204V205H171ZM185 205V206H183V205ZM187 204V205H186ZM188 204H190L189 206H188ZM201 204V203H200ZM243 204V205H242ZM261 204V205H260ZM263 204V205H262ZM2 205V206H1ZM17 205V206H18ZM29 205V206H28ZM42 205H45V206H43V207H41ZM87 205H89V206H87ZM106 205H107V207H110V208H107L106 207ZM117 205H119V206H117ZM126 205V206H125ZM135 205V206H134ZM164 205V206H163ZM238 205V206H237ZM247 205V206H246ZM11 206V205H10ZM49 206V207H48ZM80 206V207H79ZM84 206V207H83ZM116 206V207H115ZM161 206V207H160ZM171 206V207H170ZM177 206H179V207H181V208H179V207H177ZM232 206V207H231ZM253 206V207H252ZM260 206H262L261 208H260ZM20 208H21V205L19 206ZM53 207V206H52ZM76 207V208H75ZM83 207V208H82ZM95 207H97L96 209H95ZM120 207V208H119ZM163 207V208H162ZM167 207H168V209H167ZM171 209H170V208ZM182 207H184V208H182ZM188 207H190L191 209H189ZM199 207V206H198ZM10 208V207H9ZM13 208V207H12ZM20 208H18V210L20 209ZM72 208V209H71ZM82 208V209H81ZM86 208H87V210H86ZM101 208V209H100ZM114 208V209H113ZM117 208V209H116ZM122 208V209H121ZM126 208V209H125ZM142 208V209H141ZM158 208V209H157ZM161 208H162V210H161ZM166 208V209H165ZM174 208V209H173ZM175 208H176V210H175ZM180 210L181 209V211L183 212H181L182 213V215L184 216H181V213H180V211L178 210V209ZM188 208V209H187ZM232 208V209H231ZM249 208V209H248ZM255 208V209H254ZM257 208V209H256ZM37 209V210H38ZM92 209V210H91ZM100 209V210H99ZM116 209V210H115ZM133 209V210H132ZM169 209H170V211L171 212H169V214H168V212H164V211H169ZM183 209V210H182ZM187 209V210H186ZM231 211H230V210ZM2 210L0 211L1 213H3L2 212ZM26 210L28 211V212H26ZM78 210V211H77ZM79 210H82V211H79ZM99 210V211H98ZM103 210V212H100V211H102ZM127 210V211H126ZM129 210V211H128ZM186 210V211H185ZM30 211H31V213H30ZM65 211V212H64ZM70 211H73V212H70ZM77 211V212H76ZM86 213H85V212ZM93 211V212H92ZM118 211V212H117ZM138 211V212H137ZM152 211H155L154 213L152 212ZM163 212V214H162V212ZM176 213H174V212ZM177 211H179V212H177ZM248 211V212H247ZM256 211V212H257ZM10 212V213H9ZM63 212L65 213L64 215H62L63 214ZM132 212V213H131ZM133 212H134V214H133ZM160 212H161V214L163 215H161L160 214ZM186 212V213H185ZM247 212V213H246ZM0 213V214H1ZM27 213H29V214H27ZM67 213V214H68ZM82 213V214H81ZM88 213V214H87ZM91 213H93V214H91ZM96 213H98V214H96ZM103 213V214H102ZM126 213V214H125ZM155 213H159V215H157V214H155ZM165 213H166V215L168 216H166L165 215ZM171 213V214H170ZM173 213V214H172ZM243 213V214H242ZM245 213V214H244ZM3 214H5V213H3ZM32 214V215H31ZM38 214V213H37ZM74 214H75V217L76 218H74L73 216H74ZM80 214V215H79ZM100 214V215H99ZM113 214V215H112ZM116 214H118V216L116 215ZM121 214V215H120ZM125 214V215H124ZM129 214V215H128ZM131 214V215H130ZM133 214V215H132ZM151 214V215H150ZM242 214V215H241ZM247 214V215H246ZM2 215V214H1ZM0 215V216H1ZM17 215V216H16ZM26 215V216H25ZM30 215V216H29ZM35 215L37 216V217H35ZM52 215V216H51ZM88 215V216H87ZM95 215V216H94ZM106 215V216H105ZM115 215V216H114ZM145 215H146V218H145ZM166 216V218H168V222H167V224L169 223V225H172V226H169V225H166V223L164 224L162 221H160V219H161V217L160 216H162V217H165ZM172 217H171V216ZM244 215V216H243ZM261 215V214H260ZM2 216H4V215H2ZM1 216V217H2ZM20 218H19V217ZM23 216V217H22ZM39 216V217H38ZM43 216V219L41 218V220L43 221H41V220H39L40 219V217H42ZM52 218H51V217ZM66 216V215H65ZM68 216V215H67ZM72 216V217H71ZM81 216H83V217H81ZM99 216H101V217H99ZM123 216V217H122ZM137 216V217H136ZM157 216L159 217V219L157 218ZM177 216V217H176ZM240 216V217H239ZM26 217V218H25ZM34 217V218H33ZM45 217V218H44ZM51 219H50V218ZM58 217V216H57ZM62 217V218H61ZM110 217V218H109ZM113 217V218H112ZM120 217V218H119ZM128 217V218H127ZM169 217H170V219H169ZM183 220H181L180 218ZM23 218V219H22ZM27 218H28V220H29V223H28V220H27ZM31 218H32V222H31ZM47 218V220H48V218H49V220H48V222H46L47 220H45ZM79 218V219H78ZM89 218V219H88ZM90 218H91V222H90ZM93 218H94V220H95V222L93 221ZM115 218V219H114ZM117 218H118V220H117ZM124 218V219H123ZM135 218V219H134ZM153 218L156 220H153ZM172 218V219H171ZM187 218V217H186ZM15 219H16V221H15ZM20 219V220H19ZM36 219H38L39 220V222H37L38 220H36ZM61 219H63V220H61ZM72 219V220H71ZM77 219V220H76ZM81 219V220H80ZM84 219V220H83ZM105 219V220H104ZM141 221H140V220ZM17 220H19V222L17 221ZM25 220V221H24ZM34 220H36V221H34ZM52 220L54 221V223H52ZM60 222V220L62 221V222H58V221ZM70 220V221H69ZM76 220V223H75V225L73 224V221H75ZM83 221L82 222V227H81V230H80V226H81V224H79L78 225V222L77 221ZM144 220V221H143ZM151 220H153L154 222H158V220H159V222H162V223H154L153 221H152V224L154 225V229H157V227L159 228V226H160V228L156 231V230H154V232H152V231H149L148 229H146V224H148L149 226H153V225H151V222H149V221ZM172 220H174L173 222H172ZM22 221V222H21ZM27 221V222H26ZM56 221V222H55ZM71 221H72V223H71ZM79 221V223H81ZM107 221H109V222H107ZM113 221V222H112ZM121 221V222H120ZM126 221V222H125ZM131 221V222H130ZM145 222L144 224H142L143 222ZM147 221H148V223H147ZM171 221V222H170ZM176 221V222H175ZM180 221H182V222H180ZM240 221V220H239ZM5 222V223H6ZM21 222V223H20ZM88 222V223H87ZM94 222V223H93ZM26 223H28V224H26ZM35 223V224H34ZM39 223V224H38ZM45 223V224H44ZM58 225H56V224ZM63 223H64V227L62 226L63 225ZM117 225H116V224ZM127 223V224H126ZM137 223V224H136ZM150 223V224H149ZM171 223V224H170ZM179 223V224H178ZM180 223H182V224H180ZM21 224V225H20ZM37 224V225H36ZM40 224H42V225H40ZM68 224V225H67ZM75 226V230L72 228V226ZM112 224H113V226H112ZM135 225V228H134V226L133 225ZM139 224H140V226L141 225H143V226H139ZM160 224V225H159ZM163 224L165 225V227L163 226ZM2 225V226H1ZM4 225H6V227L7 228H4L5 226ZM23 225V226H22ZM28 225H30V226H28ZM50 225V226H49ZM71 227H70V226ZM87 227H86V226ZM108 225V226H107ZM124 225L126 226V227H124ZM130 225V226H129ZM145 225V226H144ZM147 225V226H148ZM155 225H157L156 227H155ZM159 225V226H158ZM178 225V226H177ZM182 225H183V229L181 228L182 227ZM11 227L10 228V230L11 229H13V230H11L12 231V234H10L11 232H10V230H8L9 231V233L8 232H6V233H4V229H8V227ZM56 226V227H55ZM70 227V229H73V231L75 232H73V231H71L70 229H69V227ZM91 226V227H90ZM121 226V227H120ZM139 226V227H138ZM168 226V227H167ZM3 227V228H2ZM19 227H21V228H19ZM34 227V228H33ZM38 227V228H37ZM40 227V228H39ZM51 227V228H50ZM53 227V228H52ZM77 227V228H76ZM83 227H85V228H87L88 230L91 228L92 230L91 231H87V233L88 234H86V231H85V229H83ZM88 227H90V228H88ZM103 227V228H102ZM130 227L132 228V229H130ZM145 227V228H144ZM175 231L176 229H178L177 231H175V232H172L173 230H171V228ZM180 227V228H179ZM261 227H262V225H261ZM2 228V229H1ZM23 228V229H22ZM28 228H29V230H28ZM42 228V229H41ZM55 228V229H54ZM65 230H64V229ZM79 228V229H78ZM146 230V232L144 231V229ZM240 227L238 226L237 227V230L239 231L240 229H239ZM39 231H38V230ZM58 229H60V230H58ZM68 229V231H66ZM78 229V230H77ZM100 229V230H99ZM113 229H114V232H113ZM123 231H122V230ZM128 229V230H127ZM138 229V231H136V230ZM143 229V230H142ZM161 229V230H160ZM168 229H170L171 231H168ZM182 229V230H181ZM23 230V231H22ZM37 230V231H36ZM58 230V231H57ZM76 230H77V232L78 231H82L81 233H76ZM104 230V231H103ZM108 230V231H107ZM122 231L121 233H119V231ZM135 230V231H134ZM260 230H261V228H260ZM262 230V231H263ZM28 231V232H27ZM43 232V234H42V232ZM54 231V232H53ZM62 231V232H61ZM83 231H85L84 233H83ZM110 231H111V233H110ZM156 231V232H155ZM161 231L162 232H164V234L162 233L161 234ZM237 231V232H238ZM1 232H3V233H1ZM19 232V233H18ZM25 232H26V234H25ZM41 232V233H40ZM67 232H69V233H67ZM89 232H90V234H89ZM99 234H98V233ZM105 232H107V234L105 233ZM109 232V233H108ZM139 232V233H138ZM149 232H150V234H152V233H154L153 235H150L149 236ZM152 232V233H151ZM171 232H172V238H170L171 236L169 235V233L171 234ZM261 232V231H260ZM14 233V234H13ZM31 235V237L29 238V234ZM33 233V234H32ZM40 234L41 235V237L38 235V234ZM51 233V234H50ZM70 233L72 234V233H74V235L73 236H75L76 234V236H78V237H80V238H84V237H87L88 236V239L90 240V239H92L93 240V242H92V246L93 247H91L90 249H89V251L91 250V252H92V259H91V257H89V255L91 254H89L88 252H86V250H87V247L85 246L86 244H85V242H86V240H84V239H80V238H78V237H75V242L73 241V239H72V243L70 244V242H71V236L72 235H70ZM95 233V234H94ZM104 233V234H103ZM127 233H129V234H127ZM131 233V234H130ZM138 233V234H137ZM142 233V234H141ZM147 233V234H146ZM159 233V234H158ZM167 233V234H166ZM175 233V235H173ZM41 238V245H42V247L44 248L45 247V252L43 251V249H42V247H41V245L40 244H38V245H36V242L35 241H37L38 239H36V238H39L37 235ZM56 234V235H55ZM66 234V235H65ZM69 234V235H68ZM83 236V235H85L84 237H81V235ZM92 234V235H91ZM106 234V235H105ZM116 234V235H115ZM126 234V235H125ZM135 234H137V235H135ZM141 236H140V235ZM144 234V235H143ZM158 236H156V235ZM166 234V235H165ZM178 234V235H177ZM264 233H260V236H262V237H260L261 238V241L263 242V244H262V242L260 241V243L263 245V250H264V235H263ZM2 235V236H1ZM4 235H6V237H7V239H3L4 238ZM12 235V237H10ZM22 237H21V236ZM26 236V237H24V236ZM45 235V236H44ZM54 235V236H53ZM60 235V236H59ZM68 235V236H67ZM89 235H91V237H89ZM104 235V236H103ZM109 235V236H108ZM123 235V236H122ZM130 235H132V237L130 236ZM15 236L17 237V238H19V237H21V239L20 240H18L17 238H15ZM44 236V237H43ZM70 236V237H69ZM94 236H95V238H94ZM103 236V237H102ZM115 236V237H114ZM128 236H129V238H128ZM151 236H153V237H151ZM5 237V238H6ZM10 237V238H9ZM64 237V238H63ZM65 237H66V239H65ZM69 237V238H68ZM121 237V238H120ZM155 237V238H154ZM176 237H178V239L176 238ZM16 240H15V239ZM34 238V239H33ZM45 238H47V239H45ZM107 238V241H106V248L104 247V244H102V242H104L103 240L104 239H106ZM111 238V239H110ZM113 238V239H112ZM117 238V239H116ZM120 238V239H119ZM133 240H132V239ZM147 238V239H146ZM149 238V239H148ZM260 238H259V240H260ZM11 239V240H10ZM14 239V240H13ZM29 239V240H28ZM30 239L32 240V241H30ZM44 239V240H43ZM59 239H61V241L59 240ZM78 239V240H77ZM80 239V240H79ZM96 239V240H95ZM135 239H136V241H135ZM143 239V240H142ZM154 239H155V242H154ZM170 239V240H169ZM181 239V240H180ZM6 240V241H5ZM8 240H9V242H10V244L8 243ZM23 240V241H22ZM25 240V241H24ZM38 240V241H39ZM48 240V241H47ZM58 240V241H57ZM62 240H66L67 242H68V240H70L68 243L65 241H62ZM83 240V241H82ZM100 240V241H99ZM112 240V241H111ZM139 240V241H138ZM142 240V241H141ZM175 240V241H174ZM6 243H5V242ZM20 241V242H19ZM21 241L23 242V243H21ZM34 241V242H33ZM37 241V242H38ZM40 241H39V243H40ZM47 241V242H46ZM55 241V242H54ZM79 241H80V247H79V245H78V243H79ZM94 241H95V243H94ZM109 241H111V243L109 242ZM116 241V242H115ZM136 242V244H135V242ZM149 241V242H148ZM163 241V242H162ZM179 241V242H178ZM16 244H15V243ZM17 242H18V244L19 243H21V247L17 244ZM31 243V244H29V243ZM58 242V243H57ZM74 242V243H73ZM83 242V243H82ZM108 242H109V244H108ZM116 244H115V243ZM122 242V243H121ZM126 242H127V244H126ZM143 242V243H142ZM169 242V243H168ZM174 242V243H173ZM176 242V243H175ZM5 244V245H2V244ZM62 243V244H61ZM76 243V244H75ZM97 243V244H96ZM105 243V242H104ZM148 243V244H147ZM150 243V244H149ZM204 243V244H203ZM33 244V245H32ZM43 244H44V246H43ZM48 244V245H47ZM58 244V245H57ZM63 244H64V246H63ZM68 244H70V246H67ZM94 244V245H93ZM119 244V245H118ZM123 244H125V245H123ZM146 245V246H144V245ZM9 245H12V247L13 246H15L16 245V247L17 246H19V247H17L18 249H19V251H18V254L20 253V250L21 249H24L23 251L24 252H26V255H24V257L22 256V258H25L26 257V259H22L21 258V253L19 254V255H15L14 254V252L16 253V248L15 249H12V247L10 248V249H12V251L9 249ZM23 245H25V246H23ZM36 245V246H35ZM40 245V246H39ZM46 245V246H45ZM61 245V246H60ZM73 245V246H72ZM112 245V246H111ZM134 245V246H133ZM140 245V246H139ZM141 245H143V246H141ZM179 245V246H178ZM3 246L7 249H5V248H3ZM30 247V249L28 250L27 249V247ZM31 246H33V247H31ZM38 246H39V248H38ZM60 246V247H59ZM78 248H77V247ZM81 246H82V248H81ZM97 246V247H96ZM139 246V247H138ZM161 246V247H160ZM177 246V247H176ZM186 246V247H185ZM192 246V247H191ZM213 246H215V247H213ZM28 247V248H29ZM41 247V248H40ZM85 247V248H84ZM133 249V250H131V248ZM144 247V248H143ZM153 247V248H152ZM155 247V248H154ZM157 247V248H156ZM185 247V248H184ZM201 249H200V248ZM212 247H213V249H212ZM50 248V249H49ZM62 248V249H61ZM67 248V249H66ZM69 248V249H68ZM71 248H72V250H73V252H72V250H71ZM101 248V249H100ZM136 248V249H135ZM147 248V249H146ZM176 248V249H175ZM180 248V249H179ZM203 248V249H202ZM17 249V250H18ZM28 251H27V250ZM41 250V252H39L40 250ZM54 249V250H53ZM57 249V250H56ZM59 249V250H58ZM64 249V250H63ZM77 249V250H76ZM82 249V250H81ZM86 249V250H85ZM103 249V250H102ZM110 249V250H109ZM113 249V250H112ZM115 249V250H114ZM130 249V250H129ZM134 249H135V251H134ZM141 249V250H140ZM206 251H205V250ZM208 249V250H207ZM10 250V251H9ZM62 250V251H61ZM76 250V251H75ZM95 250V251H94ZM106 250V251H105ZM121 250H122V252H121ZM124 250V251H123ZM146 252H145V251ZM181 250V251H180ZM183 250H185L184 252H183ZM192 250H194V252L192 251ZM203 252H202V251ZM211 250V251H210ZM8 251V252H7ZM14 251V252H13ZM30 251V252H29ZM49 251V252H48ZM55 251V252H54ZM68 251V252H67ZM71 251V252H70ZM75 251V252H74ZM104 251V252H103ZM127 251V252H126ZM143 252V254H142V252ZM190 251V252H189ZM210 251V252H209ZM215 251V252H214ZM3 252V253H2ZM13 254H12V253ZM32 252H34V253H32ZM36 252V253H35ZM58 252V253H57ZM60 252V253H59ZM64 252V253H63ZM67 252V253H66ZM82 252V253H81ZM85 252V253H84ZM118 252H119V254H118ZM129 252V253H128ZM132 252V253H131ZM202 252V253H201ZM205 252V253H204ZM264 252V251H263ZM44 253V254H43ZM46 253H48V254H46ZM51 253V254H50ZM74 253V254H73ZM76 253V254H75ZM147 253V254H146ZM151 253V254H150ZM178 253V254H177ZM211 253V254H210ZM214 253V254H213ZM14 255V258L12 257V255ZM25 254V253H24ZM33 254V255H32ZM37 254V255H36ZM109 254V255H108ZM118 254V255H117ZM121 254V255H120ZM133 254V255H132ZM146 254V255H145ZM184 254V255H183ZM203 254H206L205 256H202ZM208 254H209V256H208ZM8 257H7V256ZM40 255V257H38ZM44 255V256H43ZM46 255V256H45ZM53 255V256H52ZM65 255H67V256H65ZM76 255V256H75ZM111 255V256H110ZM123 255V256H122ZM128 255V256H127ZM143 255V256H142ZM200 255H201V257H200ZM213 255H218L217 257L218 258H216V256H214L215 257V259H216V261L218 262H215V259H213L214 257H213ZM42 256V257H41ZM51 256V257H50ZM77 256H79V257H77ZM89 258H88V257ZM97 256V257H96ZM120 256V257H119ZM185 256V257H184ZM17 257V258H16ZM69 257H71V258H69ZM77 257V258H76ZM85 257V258H84ZM99 257V258H98ZM109 259H108V258ZM117 257H118V260H117ZM209 257V258H208ZM13 258V259H12ZM18 258H20L21 260L19 261L18 260ZM43 258V259H42ZM47 258H49V260L47 259ZM56 258V259H55ZM64 258H66V259H64ZM96 258V259H95ZM107 258V259H106ZM143 258V259H142ZM177 258V259H176ZM199 258V259H198ZM12 259V260H11ZM47 259V260H46ZM62 259V260H61ZM73 259V260H72ZM78 259V260H77ZM91 259V260H90ZM120 259H122V260H120ZM132 259V260H131ZM179 259V260H178ZM182 259V260H181ZM212 259V260H211ZM16 260H18V261H16ZM40 260V261H39ZM64 260V261H63ZM71 260V261H70ZM79 260H81L82 262H78ZM85 262H84V261ZM95 260V262H93ZM125 262H124V261ZM134 260H136L135 262H134ZM139 260H140V262H139ZM144 260V261H143ZM147 260V261H146ZM195 260V261H194ZM4 261V260H3ZM32 261V262H31ZM56 261V262H55ZM61 261V262H60ZM70 261V262H69ZM104 261V262H103ZM123 261V262H122ZM129 261V262H128ZM132 261V262H131ZM174 261H175V263H174ZM176 261H177V263H176ZM192 261V262H191ZM198 261V262H197ZM211 261V262H210ZM5 262V261H4ZM8 262V264H10ZM17 262V263H16ZM26 262V263H25ZM43 262V263H42ZM78 262V263H77ZM88 262V263H87ZM91 262V263H90ZM139 262V263H138ZM194 262V263H193ZM7 263V262H6ZM5 263V264H6ZM200 263V264H201ZM202 263V264H203ZM35 264H36V262H35ZM219 264H221V261H220V263ZM264 264V263H263Z\"/></svg>",
	"mask_w": 264,
	"mask_h": 264
}]
</instances>
